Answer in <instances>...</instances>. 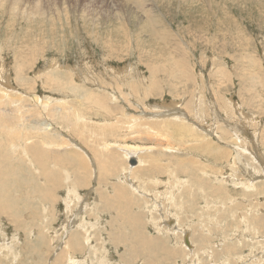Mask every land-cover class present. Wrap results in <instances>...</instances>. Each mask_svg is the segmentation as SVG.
Wrapping results in <instances>:
<instances>
[{
    "label": "rangeland",
    "instance_id": "374dc122",
    "mask_svg": "<svg viewBox=\"0 0 264 264\" xmlns=\"http://www.w3.org/2000/svg\"><path fill=\"white\" fill-rule=\"evenodd\" d=\"M11 1H14L19 7V11H18L17 15L13 14V12H12L13 8L11 7V5L9 3H6L5 6H0V68H2L3 72H4V73L1 72L2 69H0V74H1L0 75V77H1L0 78L1 79L0 90L2 88L3 89H8V88L13 89L14 88L13 90H10V91L8 89V92L15 93V95L18 99H21L20 95H22L23 99H29L28 100L29 105L25 106V108H27V110H28V107H29V108H31V111L26 112L23 109L22 115L25 116V118L26 117L27 118L23 119L21 116V118L19 119L20 114L16 110L15 104L11 105L10 107L7 106L6 109L8 110V113H10L6 117L7 122L10 121V123H12V121H13L14 127L17 130H20L21 134H23V135L26 134V132L27 133L30 132L29 134H33V132H31L32 131L31 128H29V127H32V125H36V123L40 124V123H38L40 118H39V120H37V122H35L36 118L31 114H32L33 110L36 112H38L37 110L41 111L43 118L49 117L54 121L55 127L57 126L58 129L61 127V129H59V130L63 134H62L60 143H58L56 145L59 150H63V149L66 150L67 147L68 148L73 147L72 143H75L78 146L81 145L80 147L83 149L84 152L89 151V152H85L88 156L87 157L88 158L87 163L89 162L88 164H90L89 165L90 174H87L86 176L92 180H94V177H95L96 181H98V182L91 180L90 185L85 186V187L84 186L79 187L80 183L75 182L78 180L75 179L76 177L73 174V172L75 171V166L73 164H71L69 161L64 160L62 158H60V159L58 158L59 160L57 159L56 161L50 158L52 160L51 161L52 163L48 159L47 161H49L50 164H52V165L54 163L57 164L58 169H60V177L61 178L64 177V178H62L63 186H60V187H56L57 179H52V180H48V181L46 179V181H45L46 184L48 185V187H50L56 193V195L58 197H61L60 200L57 202L58 204L54 208L56 212H54L53 217H52L51 213L54 210L51 211V209H49L51 202L47 201L46 204L48 205V208H47L48 210H46V212L44 214H42V216H41V214H39V211L37 212V210L34 209L35 207L31 210L30 209L27 210V208L25 207V204H23V203L21 204V207H20V209H22V210L20 211L19 216H18V218L20 217V219L17 218L18 222L17 221L14 222V220L7 215L0 216L1 217L0 218V229H2V230H0V232L2 231V233H0V238H1L0 239V242H1L0 243V246H1V248H0V261H1V264H16V263L17 264H21V263L22 264H35V263L36 264H48V263L51 264L53 261V258H54L53 255H55L57 252L64 251L65 247L67 250L65 249L66 252L65 251L64 252L68 258L69 257H76L78 260L83 259L82 260L83 263L90 261L92 264H99V263L100 264H106L105 262H103V259H105L107 264H112V263L113 264H116V263L119 264L120 262H121V264H141V263L142 264H149L148 261L153 262L152 264H233V263L234 264H244V263L248 264L251 262V261H249L250 259L253 260V258L255 259V258H258V257L264 255V252H262V251H264V249H262V248H264V244H263V242L261 243L262 240L264 241V238H263L264 237L263 236L264 235V229L258 228L254 225L252 226V224L250 225V220L252 219L253 215L254 216L260 215V213H255L256 211L264 213V207H263L264 206V198H263L264 196H262V195H264V192H263L264 191V182H263L264 181V168H263L264 167V130H263V128H264V0H153V1L152 0H125L128 3L125 2L124 0H116L119 2L120 5H122V7L126 8V10H128V12L131 13V17L126 16V14L123 12V15H119V14L117 15L115 13V16L116 15L118 16V17L114 18L115 20H107L103 15H101L102 17L100 16L98 18V20H94V21L89 20V18L82 15V10H81L82 6H83V4L86 3L84 1H88V0H43V2H46V3L51 2L55 6L54 7L52 5L53 6L52 7L51 5L47 4L48 10L46 11V8L44 7V3H43L42 6L44 7V10H45V13H44L45 16L40 14V12L41 11L43 12V10L38 5L35 6V10H36L35 14H37V15H34V14L32 15V13L31 14H24L23 6H24V3L27 2L28 0H11ZM146 1L148 2V4L152 3L153 5L155 4L154 7L156 6L155 8L153 7L154 10L156 9L155 11L157 13L156 17L154 18V21L150 20L148 18L147 13H146L145 9L143 8V2L146 3ZM32 2L27 3L25 7L28 8V7L34 6V4ZM100 3H102V2H100L99 0H95V4L97 5L96 7L98 9H99L98 5ZM131 3H133L132 6L130 5ZM29 4H30V6H29ZM127 4H128V6H127ZM261 8H263V9H261ZM139 12H141V14ZM259 14H260V16H259ZM139 16L142 18H140ZM158 16L160 17V19ZM172 31H173V33H172ZM163 35L166 37H164ZM61 40H62L63 44H61ZM107 40H108V42H107ZM111 41H112V43H111ZM34 52H35V54H34ZM15 59H17L18 61ZM171 60H173V61H171ZM1 63H2V66H1ZM21 63L23 64V66L20 67V65H22ZM47 63H49V64H47ZM159 63H161V64L159 66H157ZM84 65H86V66H84ZM171 65H173V67ZM181 65L183 66L184 69L182 68ZM3 66H4V68H3ZM63 66L65 68H63ZM160 66L162 69L159 68ZM17 67H18V69H16ZM80 67H81V69H80ZM109 67H110V69L108 70ZM69 68L70 69L72 68L73 70H76V71L73 72L72 70H70V72H69ZM102 68H104V70ZM4 69H6V70L4 71ZM47 69H49L50 71ZM91 69L95 70V71H93L94 73L91 71ZM66 70H67V72H66ZM85 70H86V72H85ZM98 70H99V72H97ZM77 71H78V73H75ZM89 71H91V72H89ZM178 71L182 72V73H179ZM80 72H81V75L82 74L84 75V72H85V74L87 73V75H84L85 79L83 76L81 77V75H79ZM95 72H97V74ZM102 72L105 74L104 77L102 76L103 75ZM114 72L117 73V75ZM118 72H120V76L123 75V79H121L122 76L121 77L118 76V74H119ZM2 73H3V75H2ZM22 73H23V75H22ZM55 73H58L59 76L58 75L55 76L56 75ZM68 73H70V74H68ZM122 73H124V74H122ZM183 73H184V75H183ZM48 74H50V76ZM51 74H52V76H51ZM63 74L64 75L66 74L67 76L65 77ZM92 74L95 77L96 76L97 77L95 78ZM143 74H144V76H143ZM20 75H22V76H20ZM40 75H42L41 76L42 78H39ZM44 75H45V77H44ZM147 75L149 77H147ZM168 75H169V78H168ZM174 75H176L178 78L175 77ZM130 76L134 77V79L131 78ZM63 77L65 78L66 81L63 80L64 79ZM140 77H142L143 80ZM185 77H187V78H185ZM6 78H7V80H6ZM72 78H73V81H72ZM86 78H87V81H86ZM103 78H105V79H103ZM125 78L129 79V81L131 83L128 82V80H126ZM152 78H153V80H151ZM22 79H23V81H22ZM79 79H81V80L79 81ZM168 79L170 81H168ZM177 79L179 81H177ZM110 80H111V82H110ZM133 80H134V82H132ZM56 81H58V82H56ZM106 81H107V83H106ZM117 81L118 82L120 81L119 82L120 85L123 84L122 87L119 86V83H117ZM145 81H146V83H145ZM166 81H168V82H166ZM8 82H9V84L11 83L10 85H12L14 87H12V86L10 87V85L8 86ZM178 82H181V84H180L181 86L178 85L179 84ZM69 83H71V84H69ZM98 83L99 84L101 83L102 85L101 84L99 85ZM80 84H82L83 87L90 89L91 91H96V92L102 91L101 93H103L105 91L108 92L107 95H103V96L100 95L101 100L105 102L104 104H102L104 106V108L102 107L101 104L98 105L99 106L98 107V106H95L96 105L95 103L94 104L92 103V105H91V104H88L86 102H84L85 106L83 107V103L78 102V103H80L81 107L75 111L76 113L74 114V116L72 115L73 118H72V116H69L66 114L64 115V113H60L59 115H57L56 116L57 118H55L53 116H52L53 117L52 118L50 115H46V113H48L49 109L42 111L40 102L42 100L45 101L46 98H50L53 100H55V98H56V100H61L64 98L65 99H71V100H77L76 98H79V96L82 92L78 87L76 88V85H80ZM96 84L99 86H97ZM150 84H151V87H149ZM152 84L154 87L152 86ZM6 85L8 88L6 87ZM104 85H106L107 88H106V86L104 87ZM124 85H126V86L124 87ZM115 86H116V88H115ZM144 87L145 88L147 87L146 90ZM148 87H149V90H148ZM183 87H185V90ZM71 88H72V90H71ZM92 88H93V90H92ZM174 88H175V90H174ZM120 90L121 91L123 90L122 91L123 94L120 93L121 92ZM177 90H178V92L181 91V94L179 92V95H178ZM217 90H218V92H217ZM5 91L7 92V90H5ZM255 91H256V93H255ZM144 92H146V93H144ZM190 92H191V94H190ZM198 92L200 94H198ZM201 93H203V95ZM254 93H255V95H254ZM24 94H26V95H24ZM129 94H130V96H129ZM144 95L145 96L149 95V96H146L147 97L146 98ZM35 96H38V98L37 97L35 98ZM58 97H59V99H57ZM102 97H103V99H102ZM206 99H207V101H206ZM33 100L35 101V103L32 102ZM140 100H141V102H140ZM188 101L191 103H189ZM107 102H108V104H107ZM111 102H112V104H111ZM139 103H141V104H139ZM86 104L91 105L92 107L87 106ZM147 104H149L151 106H149ZM203 104H204V108H203ZM108 105H110V108L112 107L113 112H111L110 110L106 111L107 109H105V106L109 107ZM125 105H126V107H125ZM139 105H140V107H139ZM160 105L168 106L169 110L176 111L177 113L171 112L172 118H169L171 116L170 113L164 117L161 116V118L160 117H154V120H153V118H149L152 115H155V114L159 115L163 112V110L161 109V107L163 108V106L159 107ZM93 106L96 110L93 108ZM120 106L123 108H120ZM144 106H145V108H144ZM135 107H137V108H135ZM170 107H172V108H170ZM194 107H196V109ZM8 108H10V109H8ZM101 108L104 111H101L100 110ZM114 108H116V109H114ZM140 108L142 110H140ZM124 109H126V110H124ZM163 109H165V108H163ZM80 110H81V112L83 111V113H81ZM127 110H128V112H127ZM240 110H242V111H240ZM16 112H18V113H16ZM77 112H79V113H77ZM158 112H159V114H157ZM187 112H189V113H187ZM41 113H38V114H41ZM107 113H108V115H107ZM147 113H148V115H147ZM17 114H19V115H17ZM77 114H79V115H77ZM83 114L84 115L86 114V117H87L86 119H89V120L91 119L94 121L95 120L96 121H98V120L99 121H114L115 118H119V120H117V122L119 121L118 123L124 124V125L123 124L122 125L125 128H123L119 133H116L117 131L115 133L114 132L110 133L111 137L109 134L106 135L107 136L106 141H105V144L104 143L103 144L106 145L107 147H109L108 144H111V143H115L117 145H119V144L124 145L127 143L129 145H134V146H137V145L138 146H155L158 143L161 145V147H160V145H158L160 148L168 149L167 151H164L165 154L166 153L169 154L168 151L171 149V152L175 154L174 157L177 158V161L178 160L184 161L180 158V156L182 154L190 155V153L193 152V150H196V151H194L195 155L192 153L194 156L198 157V159H202L203 162H205V160H206L205 163L207 165H209V166L212 165L215 167L211 170L213 172L210 171L211 173L209 172V174H207V173L203 174L204 176L202 178H200V179L205 178V180L207 179L206 181L204 179L203 180L199 179V181H197V180L195 181L193 176L192 177L189 176L190 174L188 172H179L182 169H177L173 165H169V166L171 167V169L175 170L176 175L180 174L179 175L180 177L179 176L173 177L175 179H173V178L169 179V176H168L170 173L172 174V175L170 174V176L175 175L174 171H169L167 173H156V174L155 173H149L148 175H146V177H144L143 174L139 173L138 176L140 177V180H139L140 182L138 181L139 186L137 188L139 190L143 188L142 191L141 190L138 191L140 193V198H142L144 196L148 197V195H150V196L147 198L148 202L146 201V204L144 202L132 203L133 204V205L131 204L132 212H130V214L128 212H129V209L131 208V206L128 203H126L125 205L122 206L123 210L119 209L118 216H117L116 215L117 208H114L112 206V208L110 210V206L107 207V209L99 207V206L105 205L104 203H106V201H108L107 198H105L106 200H104V198H101L100 195H98V196L96 195V203H98L99 206L98 205L95 206L94 205L95 201L93 198L95 196V193L93 192V193H91V198L89 200L91 207L97 208V210L101 214V217H100L101 225L105 224V223H108V224L111 223L112 224L113 221H117V222L119 221L120 222V221H123V219L127 220L126 216L128 218L129 217L132 218L131 216H134V215H135V221L137 220V224L139 223L138 225H140V223H141V225H143L142 219L145 218L144 221L146 223V219H147L148 214H149V212H148V209H149V211H151V213H152L151 215L153 216V218H151V219L155 220V222L157 223V226H156V223H154V224L146 223L147 229L145 230V232H147V233H145V235L153 233L152 235L160 237V239L157 238L156 241H160V240L165 241L166 240V242H168V245H170V246L174 245V246H178L181 248L184 247L185 249H188V251L190 250L189 251L190 253L188 252L190 255L187 256L185 249H183L182 252L176 253V255H174L170 258H168L167 254H165L168 249L165 250V253L162 251H153V252H147L146 251L144 254L139 255V256H141V258H140L141 261L138 263H135L131 259L129 260V258H128L129 255H128V253L125 252L126 257L124 255V260H125V263H124L123 262L124 260H121L123 258L120 259L122 249H124L121 246L122 243L119 245V243L121 242V238H122V237L120 238V236H122V235H120V234L118 235L119 230L114 229V228H120V230L124 229L123 227H120L121 225H119L122 222H120V223L118 222L119 224L117 222H115L116 224L115 223L112 225L110 224L109 226L111 228L108 229L109 233L107 232L108 231L107 229H105V230L103 229V231H101L100 234H96L98 236H95V232H92L91 233V236H92L91 237V243L89 246L85 245L83 242H81L82 244L80 243L78 246H76V248L71 247L67 244L69 234H71V232L69 230H70V226L72 223H74L75 221L79 222L80 220H82V221L84 220L87 222L90 221V222H92L91 224L95 223L94 222L95 221V218H94L95 213L94 214L88 213V212H86L85 209L83 211L85 213H81L78 217L79 211L82 208V198H83L82 195L85 196V194L90 192V190L91 191L94 190L95 188H93V187H96V185L98 187L100 185V186H105L107 188H108V185L111 187L115 186V183H112V181L109 179H107L108 180L107 182L100 181V180H104L105 177H100L99 176L100 174L98 175V173H100V172L97 168L98 162H97L96 157L94 155L95 152L93 151V147L90 144L88 145L84 142L85 136H91V135L87 132L85 133V131H83L80 127L78 128V126H79L78 122H76L77 125L74 123L75 124V126H74V124L71 125L70 123L64 122L63 120H61L62 119L61 116L62 117L63 116L68 117L69 116L73 119V122H75L77 120V118L79 120V117H81V116L83 117L84 116ZM125 114L127 116H125ZM178 114L181 115L182 117L179 116ZM120 115L123 118H121ZM232 115H234V116H232ZM245 115H248V116H245ZM96 116H98V117L96 118ZM129 116H131V118ZM141 116H143V117H141ZM11 117H13V118H11ZM15 117H16V119H15ZM137 117L139 119H137ZM166 117L169 119H167ZM6 118H4L5 122H6ZM98 118H100V119H98ZM108 118H111V119H108ZM143 118H144V120H143ZM162 118H163V120H162ZM176 118H178V119L176 120ZM254 118H256V119H254ZM8 119H9V121H8ZM212 119H213V121H212ZM146 120H147V123L145 122ZM160 120H162V121L165 120V122L163 124H160V123H162V121H160ZM173 120H174V122H173ZM29 121H30V123H29ZM156 121H157V124H155ZM169 121L174 123V124L176 123L175 125H176V127H178L180 129V131L175 133V135L174 134L170 135V132H168V130H166V133H167L166 136H165V134H161L162 137L170 138V140H168V141L159 143V142H157V139L155 140L154 138L144 137V135H143V137L139 136L140 138L138 136L126 137V136L130 135L129 134L130 132L128 131L129 130L128 127H131V125L134 126L135 129H138L136 127L137 125H147V124L153 122V124L158 126V125H165V123H168ZM18 122H19V124H18ZM23 122H25L26 124ZM114 122H116V121H114ZM138 122L141 124H139ZM223 122H224V124H223ZM127 123L128 124L130 123V124L128 125ZM178 124L180 125V127ZM186 124H188V125L190 124L191 127L188 128L186 126ZM18 125H20V126H18ZM22 125H23V127H22ZM17 126L19 128H17ZM229 126H231V127H229ZM20 128H22V131ZM157 128H159L161 130V126H159ZM217 128H219V129H217ZM224 128H226V129H224ZM78 130H79V132L80 131L84 132L82 136L80 135ZM139 130L143 131L144 129L142 130V128H139ZM125 131H127V132H125ZM219 131H223V132L221 133ZM243 131H245V132H243ZM225 133H226V135H225ZM2 134L6 135L7 133L2 132ZM5 135H0V136H5ZM63 136L64 137L66 136V137L64 138ZM92 136H94V135H92ZM116 136L118 138H116ZM176 136L178 139L176 138ZM12 137L16 138L15 136H12ZM173 137H174V140H173ZM237 137H238V139H237ZM13 138H12V140H13ZM97 138H94V140H96ZM144 138L146 140H144ZM200 138L201 139L206 138L207 141L213 142L212 144H210V142H209L210 148H209V150L206 149L208 152H206V150L204 152L203 151L201 152V150L200 149L198 150V148L196 147L200 143V140H201ZM80 139L83 141H81ZM74 140H76V141H74ZM149 140H150V143H149ZM153 140H155V141H153ZM176 140L178 142H176ZM97 142H101V140L99 139ZM188 142L190 143V145ZM214 142L215 143L218 142L217 144H219L222 147L234 148V151L235 152L237 151L236 152L237 155L240 154L241 157H236L235 152H231L230 154H227V153L224 154L222 151L219 150V152L223 153V154H219L217 156H220L222 158L220 160L214 162L213 157H215V155L212 154V152H211L212 149L215 152H217V148H215V146L213 145ZM16 143H20V142L16 141ZM21 143H24V145H27V142H21ZM66 143H68V144H66ZM80 143H82V144H80ZM173 143H175V144H173ZM176 143H178V145L179 144L180 145L178 146V145H176ZM83 144H85V145H83ZM42 145H43V143H40L41 147H42ZM86 145H88V146H86ZM171 145H173L174 147ZM184 145H185V147H184ZM233 145H235V146H233ZM191 146L193 148L195 147L197 149H195V148L193 149V148H191ZM3 147L6 149L7 145L5 144ZM87 148H89L90 150H87ZM172 150H175V151H172ZM184 150H187V152H189V153H186V151H184ZM92 151H93V154L91 153ZM176 151H178V154ZM209 151L211 153H209ZM205 152L208 154H206ZM92 155H94V156L92 157ZM178 155H179V157H178ZM211 155H212V157H211ZM226 155H228L229 157ZM232 158H234V159H232ZM61 160H64L65 162L61 161ZM57 161H59V162L57 163ZM163 161H167V159L166 160L163 159ZM66 162H68V163L66 164ZM234 162H235V164H234ZM246 162H247V164H246ZM37 163L39 164V166L42 165L41 160L38 161ZM216 163H217V165H216ZM230 164H232V165H230ZM196 165L200 166L199 163H197ZM218 166H221V168ZM227 166L229 168H227ZM250 166H251L252 170H251ZM236 167L238 168V170ZM258 167L260 168V170L262 172L259 170ZM222 168H223V170H222ZM239 168H241L240 171H239ZM247 168H249L250 170H248ZM67 169L69 170V172ZM94 169H96L97 172ZM192 169H194V166H192ZM215 169L218 172L215 171ZM224 169H225V171H224ZM246 171H248V173ZM172 172H174V174ZM228 173H229V175H227ZM24 174H26V173L24 172ZM62 174H64V175H62ZM91 174H92V176H91ZM210 174H212V175L215 174V175L211 176ZM231 174H233V175H231ZM68 175H69V177H68ZM209 175H210V177H209ZM237 175H239L240 178ZM233 176H235L236 178ZM241 176L243 178H241ZM252 177H255L256 181ZM260 177H263V179ZM65 178H66V180H65ZM154 178H156V179L159 178L158 179L159 184L155 183V182H157V180L155 181ZM166 178H168L167 179L168 181L166 180ZM176 178H177V180H176ZM67 179H68V181H67ZM172 179L174 182H177V183L174 184ZM34 180H35V182H38V178L33 177L32 182H34ZM149 180H150V182L147 183ZM170 180H171V182H170ZM208 180H210L211 182ZM232 180H233V182H232ZM252 180H253V182H252ZM257 180H262V181L258 182ZM151 181H153V182H151ZM164 181L168 182L166 184H168L170 187L167 185V187H168L167 188ZM200 181L201 182L204 181V182L201 183ZM237 181L239 183H237ZM243 181L244 182L246 181V183H242ZM234 182L237 185H240V184L241 185L237 186ZM72 183H73V185L75 183V185L74 186L72 185V187H71ZM142 183H144V185H142ZM170 183H172V184H170ZM179 183H181V184H179ZM185 183H187V185L184 187L183 184H185ZM204 183L208 184V187L205 188V191L203 188ZM232 183H234L236 186ZM76 184H78V185H76ZM121 184L125 187V189H124V191H123V189H120V190L122 193H125L127 191V189H126L127 185L125 186L123 183H121ZM157 184H158V186H157ZM163 184H165V186ZM226 184H227V186H226ZM242 184H244V185H242ZM154 185L157 187L156 188L153 187ZM214 185H215V188L217 187L216 191H213ZM253 185H255L254 187L256 190L254 189ZM25 186L23 185L24 189L28 187V185L26 187ZM151 186L153 187V191L150 189ZM162 186L164 188H162ZM181 186H182V188H181ZM187 186H188V188H187L188 190H186ZM199 186H202L201 190H200ZM219 186L225 187V188H222L223 189L222 190ZM128 187L131 189L130 185ZM193 187H196V188H193ZM210 187H212V188H210ZM219 188H220V190H219ZM258 188H260L259 190H261V191H259ZM154 189H156L155 190L156 196H154ZM194 189H195V192L193 191ZM169 190H171V191L169 192ZM233 190H234V192H233ZM236 190L238 192H236ZM146 191L151 192V194L149 192L147 193ZM161 191H164L165 193H166V191H168L170 193L169 194L167 192L168 196L174 194V197L170 196L168 198L167 193L163 194L164 192L161 193ZM175 191L176 192L178 191V192L175 193ZM186 191L188 192V194H186L187 193ZM190 191L193 193L190 194ZM211 191L213 192V194L210 193ZM217 191H219V192H217ZM228 191L232 195H229ZM133 192H135V190H133ZM133 192L131 189V192L129 191L128 193H133ZM184 192H185V194H183ZM203 192L207 195V197ZM220 192H221V194H220ZM142 193H144V194L142 195ZM146 193H147V195H146ZM157 193L161 194L160 195L161 198L159 197V194H157ZM233 193L236 195H233ZM178 194H180V195H178ZM225 194H227V195H225ZM36 195L40 196L38 192L34 193L33 195L31 194L32 199L38 198V196H36ZM152 195H153V197H152ZM188 195H189V197H188ZM217 195H219V196L217 197ZM222 195L224 197H227V199L224 198ZM34 196H35V198H34ZM69 196H70V201L73 198L72 199L73 202L72 201L69 202V200H68V203L66 205L64 199L65 198L68 199ZM78 196H79V198L80 197L81 198L79 199ZM193 196L196 198H194ZM213 196H215V197H213ZM251 196H253V197H251ZM97 197H99V198H97ZM155 197H157L156 200L158 199L159 202L162 204V206L160 203H158V200L155 201ZM164 198H167V199H164ZM170 198L172 199L173 202L170 201ZM208 198L210 201L208 200ZM244 198L250 199V200L245 201ZM262 198H263V200H262ZM97 199H99V200H97ZM185 199L186 200L189 199V202H188V200L186 201ZM215 199H216V201H215ZM221 199H222L223 203L221 202ZM165 200L166 201L168 200L167 201L168 204ZM223 200H225V201H223ZM227 200L229 202H231V201L232 202L228 204ZM92 201H94V202H92ZM174 201H175V203H174ZM185 201H186V203H185ZM201 201H203V202H201ZM205 201L208 204H205ZM217 201L221 202V205H219V202H217ZM102 202H104V203H102ZM170 202H172V203H170ZM176 202H178V203H176ZM180 202L181 203L184 202L183 203L184 205H180L181 204ZM212 202H213V204H215L216 207H214ZM224 202L225 203L227 202V203L225 204ZM156 203H158V204H156ZM188 203H190L189 205H191L192 207L189 205L187 206L186 204H188ZM236 203L238 204V207H237ZM252 203H253V205H252ZM258 203H259V205H258ZM68 204H69V206H68ZM137 204H138V207H137ZM173 204H175V205H173ZM178 204L180 205V207L176 208V206H178ZM199 204L202 206H200ZM210 204H211V206H210ZM63 205H65V210H66L65 213H64ZM90 205L88 204L87 208H89ZM126 205H127V209H126ZM155 205H157L159 208L157 206L154 207ZM224 205L226 208L224 207ZM168 206H169V208L167 210ZM184 206H186L185 209L183 208ZM258 206H259V208H258ZM196 207H198V208H196ZM202 207H204V210L202 209ZM207 207H208V210H207ZM210 207H212V208L214 207L213 210ZM24 208L26 210H24ZM181 208H183V210H186V211L189 210V211H187V212L183 211ZM138 209H140V210L138 211ZM178 209H181L182 211L181 210L178 211ZM195 209H196V211H195ZM210 209H211V211H210ZM242 209L243 210L245 209V211H244L245 214L242 212L243 211ZM29 210L31 213L28 212ZM126 210H128V211H126ZM165 210H166V212H165ZM169 210H171V212ZM173 210H175V212ZM218 210H219V212H218ZM235 210H237V211H235ZM142 211L145 213H143ZM168 211L171 214L173 213L172 215L177 216V219L173 218L175 216H173L171 218L172 215L170 213H167ZM191 211H193V212L195 211L196 213L195 212L191 213ZM232 211H233V214H231ZM238 211H240V212H238ZM48 212H49V214H48ZM120 212H122V213H120ZM140 212H142L143 214H141ZM182 212H185L186 214H183ZM201 212H203V215L200 214ZM221 212L223 213V215ZM229 212H231V213H229ZM124 213H127L126 216H124L125 215ZM138 213L140 214V216ZM156 213H158L159 216ZM176 213L178 215H176ZM187 213H190L188 215H190L192 217L194 216V217L193 218L189 217L187 215ZM235 213L236 214L238 213V215H240V216L236 215ZM108 214L111 216L109 217ZM137 214H138V216H137ZM162 214H163L164 220L161 218ZM191 214H193V215H191ZM249 214H250V216H249ZM22 215H23V217H21ZM112 215L117 216L115 220H113L114 218H111ZM154 215H156L157 217L156 216L154 217ZM205 215L206 216L208 215L207 218ZM234 215H235V217H234ZM241 215H242V218L244 217L245 219L243 218V220H242V218H240ZM198 216H201V217H198ZM213 216H217V217L215 218ZM247 216L249 218H247ZM43 217H44V219H43ZM51 217H52V219H51ZM74 217H75V219H74ZM183 217L186 220H184ZM209 217H210V219H209ZM219 217H221V218H219ZM237 217H239L240 221L241 220L242 221L239 222V220H238L239 218H237ZM23 218L24 219L26 218V219L24 220ZM40 218H42L41 219L42 221L39 220ZM159 218L163 222H161ZM178 218H180V220L183 219V221H179ZM195 218H198V219H195ZM45 219L47 220L48 223L46 222ZM72 219H74V220H72ZM157 219H159V220H157ZM214 219H215V221H214ZM216 219L218 220V222L219 221L220 222L218 223ZM232 219H234V221ZM48 220H50V221H48ZM106 220H108V221L110 220V221L108 222ZM189 220H190V222H189L190 224L187 225ZM82 221H80V222H82ZM169 221H172L173 224L175 223L174 224L175 226L171 225L174 228H172L171 226L169 227L168 226L169 224L167 225V223ZM176 221L179 223H176ZM184 221L186 224L184 223ZM192 221H195L196 223L193 222L194 225H191ZM206 221L207 222L211 221L210 223H212V224H210V223L206 224ZM223 221L225 222L224 224H223ZM230 221H232V222H230ZM159 222H161V223H159ZM197 222H199V223H197ZM201 222L205 223V224H202ZM36 223L46 225L47 233L50 232L48 235L49 236V244H47L46 241H44L42 243L40 242V241H42V240H39L40 225L38 226ZM163 223L166 224V226H165L166 228L164 227L162 229L160 227V225L163 226L164 225ZM239 223L241 226L239 225ZM19 224H20V229L18 228ZM108 224H106V226H108ZM21 225H22V227H21ZM113 225H115V226H113ZM138 225H136V226H138ZM177 225H179V226H177ZM195 225H196V227H195L196 229L194 228ZM24 226H26L28 228H26V230H25ZM35 226H37V227H35ZM239 226L242 227L243 231L241 230V228H239ZM245 226L247 227V229L245 228ZM250 226H252L251 227L252 231L250 230ZM5 227H6V229H5ZM33 227H35V228H33ZM158 227H159V229H158ZM192 227L194 229H192ZM200 227H205V228L202 229ZM234 227L237 229H240V230H238L239 232ZM23 228H24V230H23ZM65 229L66 230L68 229V230L66 231ZM248 229H249V231H248ZM127 230L130 231L129 229H127ZM199 230L201 233L199 232ZM203 230H204V232H203ZM23 231H24V233H22ZM170 231H172L171 234H170ZM188 231H190V232H188ZM195 231H197L198 233ZM27 232H28V234H27ZM113 232H114V234H113L114 236L111 235ZM168 233L170 236L168 235ZM108 234H109V236H108ZM184 234L186 236L190 234L189 236L192 239L194 237L197 239H195V238L193 240L191 239L193 244L188 246L185 242L186 236H184ZM201 234L204 235L205 237L206 236L207 237L202 238ZM249 234L250 235L254 234V235H251V238H249L250 237ZM15 235L18 236V238L20 240H18L17 238L15 239ZM193 235H195V236H193ZM239 235H240V237L241 236L242 237L240 238ZM66 236H68V237L66 238ZM123 236H128V237H126V239H124L122 242L126 243V244L130 243L129 246H131V243H133L135 239L133 240V238L130 237V235L123 234ZM183 236H184V238H183L184 242L182 241V238H181ZM245 236H247V239L249 241L246 240ZM256 236H257V239H261V240H258V242L260 241L259 242L260 246L259 245L255 246V243L258 244V242H255ZM50 237H51V239H50ZM62 237L66 238V240L63 239ZM99 237L100 238L102 237V238L100 239ZM114 237H116V240ZM167 237H169V238L167 239ZM6 238L8 239V241ZM9 238H11V239H9ZM128 238L129 239L131 238V239L127 240ZM252 238H253V240H252ZM28 239H29V242H28ZM99 239H100V242H98ZM204 239H206V240H204ZM237 239H239V240H237ZM58 240H59V242L57 243ZM176 240L178 241V243ZM179 240H180V243H179ZM196 240H198V241H196ZM240 240H241V242H239ZM5 241H6V243H5ZM181 241L183 243H181ZM252 241H254V243ZM112 242H114V243H112ZM237 242H238L239 248L237 247L238 246ZM9 243H11V245H9ZM28 243H30V244H28ZM34 243L36 245H34ZM176 243L178 245H176ZM195 243L196 244L198 243V244L196 245ZM247 243H248V246L250 247V249L246 245ZM7 244L10 247L7 248V246H8ZM13 244H15V245H13ZM25 244L27 247H25ZM93 244H96V245L94 246ZM215 244L216 245L219 244V245L216 246ZM99 245L100 246L102 245L103 249H102V246L100 247ZM98 246L100 247L101 250H98L99 249ZM105 246H106V248H105ZM200 246H202L203 248L201 249ZM214 246H215V248H214ZM245 246H247V247L245 248ZM254 246H255V248H252ZM90 247L93 249L90 250ZM95 247H97V248H95ZM153 247H154V249L157 248L156 246H153ZM225 247H226V251H224ZM232 247H233V249H232ZM9 248L11 249V251L9 250ZM80 248H81V250H80ZM160 248L161 247H159L158 249H160ZM229 248H231V249H229ZM54 249L56 251H54ZM94 249H97V250H95L97 253H95ZM192 249H195L194 252L197 251L198 253L196 252L197 254L195 253V255H194V252L193 253L191 252ZM207 249L210 251H208ZM243 249H245V250H243ZM29 250H31V251H29ZM200 250L202 253L200 252ZM213 250L215 252H218V253L212 252ZM230 250H231V253H230ZM252 250H253V252H251ZM90 251H92V252L90 253ZM104 251H105V253L106 252L107 253L105 254ZM168 251H170V250H168ZM220 251H222V252H220ZM242 251H244L243 254H242ZM254 251H255V253H257V256H256V254H254ZM257 251H259V253ZM31 252L33 253V255ZM68 252H69V254H68ZM170 252H173V251H170ZM207 252H210L211 254L207 253ZM224 252H226V253H224ZM47 253H49V254H47ZM102 253H103V255H102ZM214 253L216 254L217 257L219 255L218 259H216V260H215L216 256ZM245 253H249V254H245ZM95 254H97V255L95 256ZM177 254L179 255V257ZM180 254H181V256H180ZM240 254H242L243 256H241ZM48 256L50 258H52V260L50 258H48ZM185 256H186V260L184 259ZM207 256L209 259H207ZM210 256L212 257V259L210 258ZM240 256H241V259H240ZM247 256L250 259H248ZM40 257H43V259L44 260L46 259V260L45 261L43 260L42 261L43 263H42L41 262L42 258H40ZM99 257H101L102 260ZM107 257L110 259V262H109ZM235 257H237V258L234 259ZM238 257L240 260L238 259ZM68 258L64 259L66 264H69ZM96 259H98L99 261ZM156 259H157V261H156ZM163 259H164V261H163ZM167 259H169V260H167ZM94 261H97V263ZM246 261H248V262H246ZM91 263H89V264H91Z\"/></svg>",
    "mask_w": 264,
    "mask_h": 264
},
{
    "label": "bare ground",
    "instance_id": "6f19581e",
    "mask_svg": "<svg viewBox=\"0 0 264 264\" xmlns=\"http://www.w3.org/2000/svg\"><path fill=\"white\" fill-rule=\"evenodd\" d=\"M32 2L33 4H34V6H31V7H28V8H26L25 6H26V4L27 3H29V2ZM27 2H25L24 3V6H23V12H24V14H31L32 13V15L34 14V15H37V14H35V6L36 5H38V6H40L41 8H42V10H43V12L41 11L40 12V14L41 15H44V13H45V10H44V7L46 8V11L48 10V5L47 4H49V5H53L51 2H48V3H46V2H43V0H28ZM100 2H102V3H100L99 5H98V7H99V9L96 7L97 5L95 4V0H88V1H84V2H86L85 4H83V6H82V15H84L85 17H87V18H89V20H92V21H94V20H98V18L101 16V15H103L107 20H115L114 18L115 17H118L117 15L119 14V15H123V12L126 14V16H128V17H131V13H129L128 12V10H126V8H124V7H122V5H120L119 4V2L118 1H116V0H99ZM125 1V0H124ZM123 1V2H124ZM153 1V0H152ZM125 2H127V1H125ZM163 2V1H162ZM161 2V3H162ZM172 2V1H171ZM262 2V1H261ZM6 3H9L10 5H11V7L13 8V10H12V12H13V14L14 15H17V13H18V11H19V7H18V5L14 2V1H11V0H0V6H5L6 5ZM43 3H44V7L42 6L43 5ZM82 3V2H81ZM128 3V2H127ZM135 3V2H134ZM160 3V4H161ZM31 4V3H30ZM30 4H29V6H30ZM126 4V3H125ZM124 4V5H125ZM132 4L133 3H131L130 5L132 6ZM32 5V4H31ZM67 5V4H66ZM69 5V4H68ZM139 5V4H138ZM149 5V6H148ZM155 5V4H154ZM154 5L152 4V3H149L148 4V2L146 1V3L145 2H143V8L145 9V11H146V13H147V16H148V18L150 19V20H153L154 21V18L156 17V9L154 10V8L156 7H154ZM157 5V4H156ZM54 6V5H53ZM52 6V7H53ZM127 6H128V4H127ZM130 6V7H131ZM160 6V5H159ZM55 7V6H54ZM73 7V6H72ZM141 7V6H140ZM154 7V8H153ZM165 7V6H164ZM179 7V6H178ZM129 8V7H128ZM132 8V7H131ZM139 9V8H138ZM261 9H263V8H261ZM141 11V10H140ZM158 11V10H157ZM143 12V11H142ZM260 12V11H259ZM115 13L117 14L116 16H115ZM140 14H141V12H139ZM261 14V13H260ZM260 14H259V16H260ZM139 15V14H138ZM161 15V14H160ZM45 16V15H44ZM145 16V15H144ZM102 17V16H101ZM140 17V16H139ZM159 17V16H158ZM140 18H142V17H140ZM147 18V19H148ZM119 19V18H118ZM117 19V20H118ZM130 19V18H129ZM146 19V18H145ZM159 19H160V17H159ZM261 19V18H260ZM166 20V19H165ZM156 23V22H155ZM165 26V25H164ZM167 26V25H166ZM155 29V28H154ZM167 29V28H166ZM160 30V29H159ZM168 30V29H167ZM174 30V29H173ZM166 31V30H165ZM169 31V30H168ZM178 31V30H177ZM176 31V32H177ZM170 32V31H169ZM172 33H173V31H172ZM178 33V32H177ZM183 34V33H182ZM107 35V34H106ZM105 35V36H106ZM196 35V34H195ZM108 36V35H107ZM164 36V35H163ZM174 36V35H173ZM164 37H166V36H164ZM163 37V38H164ZM64 38V37H63ZM159 38V37H158ZM107 42H108V40H107ZM60 43V42H59ZM111 43H112V41H111ZM61 44H63L62 43V40H61ZM58 46V45H57ZM183 46V45H182ZM32 54V53H31ZM34 54H35V52H34ZM33 55V54H32ZM28 57V56H27ZM34 57V56H33ZM173 57V56H172ZM164 58V57H163ZM28 59V58H27ZM15 60H17V59H15ZM46 60V59H45ZM55 60V59H54ZM53 60V61H54ZM18 61V60H17ZM47 61V60H46ZM56 61V60H55ZM54 61V62H55ZM171 61H173V60H171ZM21 62V61H20ZM51 62V61H50ZM161 62V61H160ZM163 62V61H162ZM182 62V61H181ZM148 63V62H147ZM174 63V62H173ZM184 63V62H183ZM19 64V63H18ZM22 64V63H21ZM25 64V63H24ZM47 64H49V63H47ZM161 63H159L157 66H159ZM185 64V63H184ZM61 65V64H60ZM154 65V64H153ZM1 66H2V63H1ZM21 66H23V64L22 65H20V67ZM84 66H86V65H84ZM106 66V65H105ZM155 66V65H154ZM172 67H173V65H171ZM179 66V65H178ZM182 66V65H181ZM68 67V66H67ZM77 67V66H76ZM89 67V66H88ZM87 67V68H88ZM151 67V66H150ZM164 67V66H163ZM166 67V66H165ZM177 67V66H176ZM3 68H4V66H3ZM40 68V67H39ZM63 68H65L64 66H63ZM62 68V69H63ZM79 68V67H78ZM92 68V67H91ZM105 68V67H104ZM104 68H102L103 70H104ZM159 68H161V66L159 67ZM158 68V69H159ZM167 68V67H166ZM178 68V67H177ZM182 68H183V66H182ZM0 69H2V68H0ZM16 69H18V67L16 68ZM41 69V68H40ZM43 69V68H42ZM58 69V68H57ZM61 69V68H60ZM68 69V68H67ZM80 69H81V67H80ZM107 69V68H106ZM110 69V67L108 68V70ZM162 69V68H161ZM184 69V68H183ZM186 69V68H185ZM189 69V68H188ZM6 69H4V71H5ZM47 70H49V69H47ZM70 70H72L73 72L74 71H76V70H73L72 68L70 69L69 68V72H70ZM79 70V69H78ZM89 70V69H88ZM101 70V69H100ZM157 70V69H156ZM177 70V69H176ZM182 70V69H181ZM8 71V70H7ZM16 71V70H15ZM18 71V70H17ZM28 71V70H27ZM50 71V70H49ZM59 71V70H58ZM62 71V70H61ZM80 71V70H79ZM82 71V70H81ZM84 71V70H83ZM91 71L93 72V71H95V70H92L91 69ZM91 71H89V72H91ZM102 71V70H101ZM187 71V70H186ZM1 72H3V69H2V71ZM22 72V71H21ZM57 72V71H56ZM66 72H67V70H66ZM65 72V73H66ZM85 72H86V70H85ZM85 72H84V75H87V73L85 74ZM97 72H99V70L97 71ZM97 72H95L96 74H97ZM104 72V71H103ZM102 72V73H103ZM112 72V71H111ZM125 72V71H124ZM171 72V71H170ZM179 72V71H178ZM195 72V71H194ZM4 73V72H3ZM3 73H2V75H3ZM25 73V72H24ZM43 73V72H42ZM48 73V72H47ZM53 73V72H52ZM75 73H78V71L77 72H75ZM74 73V74H75ZM94 73V72H93ZM101 73V72H100ZM115 73V72H114ZM113 73V74H114ZM119 74H118V76L119 77H121V79H123V75H121L120 76V72H118ZM144 73V72H143ZM176 73V72H175ZM179 73H182V72H179ZM188 73V72H187ZM19 74V73H18ZM26 74V73H25ZM24 74V75H25ZM54 74V73H53ZM56 75L55 76H57L58 75V73H55ZM68 74H70V73H68ZM73 74V73H72ZM112 74V75H113ZM116 75H117V73H115ZM122 74H124V73H122ZM133 74V73H132ZM138 74V73H137ZM169 74V73H168ZM172 74V73H171ZM178 74V73H177ZM1 75V74H0ZM6 75V74H5ZM9 75V74H8ZM22 75H23V73H22ZM22 75H20V76H22ZM43 75V74H42ZM42 75H40V77L39 78H42L41 76ZM49 76H50V74H48ZM64 75V74H63ZM79 75H81V72H80V74ZM84 75L82 74L81 75V77L83 76L84 77ZM93 75V74H92ZM104 73H103V77H104ZM129 75V74H128ZM136 75V74H135ZM161 75V74H160ZM170 75V74H169ZM169 75H168V78H169ZM183 75H184V73H183ZM186 75V74H185ZM217 75V74H216ZM37 76V75H36ZM51 76H52V74H51ZM59 76V75H58ZM65 77L67 76L66 74L64 75ZM74 76V75H73ZM89 76V75H88ZM94 76V75H93ZM101 76V77H102ZM108 76V75H107ZM106 76V77H107ZM126 76V75H125ZM133 76V75H132ZM132 76H130L131 78H133L134 79V77H132ZM143 76H144V74H143ZM173 76V75H172ZM175 77H177L176 75H174ZM187 76V75H186ZM194 76V75H193ZM44 77H45V75H44ZM95 77V76H94ZM97 77V76H96ZM95 77V78H96ZM100 77V76H99ZM128 77V76H127ZM137 77V76H136ZM147 77H149L148 75H147ZM1 78V77H0ZM4 78V77H3ZM2 78V79H3ZM11 78V77H10ZM9 78V79H10ZM47 78V77H46ZM49 78V77H48ZM64 78V77H63ZM70 78V77H69ZM68 78V79H69ZM92 78V77H91ZM138 78V77H137ZM136 78V79H137ZM140 78H142V77H140ZM139 78V79H140ZM154 78V77H153ZM153 78L151 79V80H153ZM178 78V77H177ZM185 78H187V77H185ZM52 79V78H51ZM67 79V78H66ZM82 79V78H81ZM81 79H79V81L81 80ZM84 79H85V77H84ZM94 79V78H93ZM103 79H105V78H103ZM118 79V78H117ZM126 80H128V82H130L129 81V79H127V78H125ZM150 79V78H149ZM157 79V78H156ZM165 79V78H164ZM6 80H7V78H6ZM25 80V79H24ZM44 80V79H43ZM63 80H65V78L63 79ZM75 80V79H74ZM89 80V79H88ZM99 80V79H98ZM97 80V81H98ZM112 80V79H111ZM111 80H110V82H111ZM142 80H143V78H142ZM175 80V79H174ZM183 80V79H182ZM188 80V79H187ZM192 80V79H191ZM195 80V79H194ZM0 81H1V79H0ZM22 81H23V79H22ZM60 81V80H59ZM66 81V80H65ZM72 81H73V78H72ZM86 81H87V78H86ZM149 81V80H148ZM156 81V80H155ZM168 81H170L169 79H168ZM168 81H166V82H168ZM177 81H179L178 79H177ZM185 81V80H184ZM189 81V80H188ZM56 82H58V81H56ZM62 82V81H61ZM95 82V81H94ZM120 82V81H119ZM118 81H117V83H119ZM127 82V81H126ZM132 82H134V80L132 81ZM143 82V81H142ZM154 82V81H153ZM152 82V83H153ZM172 82V81H171ZM186 82V81H185ZM195 82V81H194ZM193 82V83H194ZM1 83V82H0ZM46 83V82H45ZM52 83V82H51ZM78 83V82H77ZM106 83H107V81H106ZM116 83V82H115ZM131 83V82H130ZM141 83V82H140ZM145 83H146V81H145ZM158 83V82H157ZM160 83V82H159ZM179 84L178 85H180L181 84V82H178ZM184 83V82H183ZM208 83V82H207ZM7 84V83H6ZM11 84V83H10ZM9 84V82H8V86L10 85ZM59 84V83H58ZM69 84H71V83H69ZM90 84V83H89ZM99 84V83H98ZM101 84V83H100ZM99 84V85H100ZM109 84V83H108ZM114 84V83H113ZM134 84V83H133ZM148 84V83H147ZM171 84V83H170ZM185 84V83H184ZM195 84V83H194ZM203 84V83H202ZM67 85V84H66ZM73 85V84H72ZM92 85V84H91ZM97 85V84H96ZM99 85H97V86H99ZM102 85V84H101ZM117 85V84H116ZM122 85L123 84H121L120 85V83H119V86H121L122 87ZM174 85V84H173ZM172 85V86H173ZM2 86V85H1ZM12 85H10V87H11ZM89 86V85H88ZM106 85H104V87H105ZM109 86V85H108ZM111 86V85H110ZM126 85H124V87H125ZM139 86V85H138ZM152 86H153V84H152ZM181 86V85H180ZM195 86V85H194ZM199 86V85H198ZM6 87H7V85H6ZM12 87H14V86H12ZM28 87V86H27ZM47 87V86H46ZM79 88L80 90H81V94H80V96H79V98H76L77 100H71V99H61V100H56V98H55V100H53V99H50V98H46V100L44 101V100H42L41 102H40V105H41V109H42V111H45V110H47V109H49V111H48V113H46V115H50L51 117L53 116V117H55V118H57L56 116L57 115H59L60 113H64V115L66 114V115H69V116H74V114L76 113L75 111L77 110V109H79L80 107H81V105H80V103H83V107L85 106V103L84 102H86V103H88V104H91L92 105V103L94 104H96L95 106H98V105H102V104H104L105 102L104 101H102L101 100V96L100 95H107L108 94V92H103V93H101V92H96V91H91L90 89H87V88H85V87H83L82 86V84H80V85H76V88ZM90 87V86H89ZM128 87V86H127ZM149 87H151V84H150V86ZM149 87H148V90H149ZM154 87V86H153ZM158 87V86H157ZM174 87V86H173ZM8 88V87H7ZM32 88V87H31ZM106 88H107V86H106ZM115 88H116V86H115ZM119 88V87H118ZM131 88V87H130ZM136 88V87H135ZM145 88V87H144ZM147 88V87H146ZM146 88H145V90H146ZM161 88V87H160ZM184 88V90H185V87H183ZM187 88V87H186ZM256 88V87H255ZM262 88V87H261ZM9 89V91L10 90H13V89H10V88H8ZM8 89H1L0 90V135H5V134H2V132H5V133H7L5 136H0V216H5V215H7V216H9L10 218H12L13 220H14V222H18V219H20V217L18 218V216H19V213H20V211L22 210V209H20V207H21V204L23 203V204H25V207L27 208V210L28 209H33L34 207V209H36L37 210V212L39 211V214H41V216H42V214H44L45 212H46V210H48L47 208H48V205L46 204V202L47 201H50L51 202V205H50V208L49 209H51V211H53L52 213H51V216L53 217V214H54V212H56L55 211V206L58 204L57 202L60 200V198L61 197H58L57 195H56V193L50 188V187H48V185L46 184V179H47V181L48 180H52V179H57V182H56V187H60V186H63V182H62V178H64V177H60V169H58V166H57V164L56 163H54L53 165L52 164H50V162L52 161L51 159H53V160H57L58 158L60 159V158H62V159H64V160H67V161H69L71 164H73L74 166H75V171L73 172V174L75 175V179L76 180H78V181H75V182H79L80 184V186L79 187H82V186H88V185H90L91 184V180L92 179H90L89 177H87L86 175L87 174H90V168H89V165L90 164H88L87 163V160H88V156H87V154L85 153V152H89V151H83V149L80 147V146H78V145H76L75 143H72V145H73V147H70V148H68L67 147V149L66 150H59L58 149V147L56 146L58 143H60V140H61V137H62V132L59 130V129H61V127L58 129L57 128V126L55 127V125H54V121L51 119V118H49V117H46V118H43V115H42V113H41V111H39V110H37L38 112H36V111H34L33 110V112H32V114L31 115H33L35 118H36V120H35V122H37V120H39V118H40V120H39V122L38 123H40V124H37L36 123V125H32V127H29V128H31V132H33V134H29V133H27L26 132V134H21V132H20V130H17L15 127H14V124H13V121H12V123H10V121H9V119H8V121L9 122H7V116H8V114H10V113H8V110L6 109L7 108V106H11V105H13V104H15V106H16V110L19 112V114H20V117H19V119L21 118V116H22V118L23 119H26L25 118V116H23L22 114H23V109L27 112V111H31V108H29L28 107V110H27V108H25V106H28L29 105V99H23V97H22V95H20L21 96V99H18L17 97H16V95H15V93H12V92H8ZM120 89V88H119ZM132 89V88H131ZM179 89V88H178ZM182 89V88H181ZM195 89V88H194ZM263 89V88H262ZM5 90H7V92L5 91ZM28 90V89H27ZM71 90H72V88H71ZM76 90V89H75ZM79 90V91H80ZM92 90H93V88H92ZM135 90V89H134ZM144 90V89H143ZM142 90V91H143ZM174 90H175V88H174ZM187 90V89H186ZM254 90V89H253ZM65 91V90H64ZM100 91V90H99ZM115 91V90H114ZM121 91V90H120ZM123 91V90H122ZM122 91L120 92V93H122ZM130 91V90H129ZM133 91V90H132ZM140 91V90H139ZM183 91V90H182ZM196 91V90H195ZM203 91V90H202ZM201 91V92H202ZM249 91V90H248ZM259 91V90H258ZM134 92V91H133ZM132 92V93H133ZM149 92V91H148ZM177 92H178V90H177ZM180 92V94H181V91H179ZM179 92H178V95H179ZM217 92H218V90H217ZM144 93H146V92H144ZM193 93V92H192ZM204 93V92H203ZM203 93H201L202 95H203ZM255 93H256V91H255ZM255 93H254V95H255ZM19 94V93H18ZM29 94V93H28ZM110 94V93H109ZM123 94V93H122ZM125 94V93H124ZM141 94V93H140ZM148 94V93H147ZM190 94H191V92H190ZM189 94V95H190ZM197 94V93H196ZM198 94H200L199 92H198ZM226 94V93H225ZM24 95H26V94H24ZM30 95V94H29ZM28 95V96H29ZM74 95V94H73ZM152 95V94H151ZM187 95V94H186ZM188 95V96H189ZM201 95V96H202ZM208 95V94H207ZM127 96V95H126ZM129 96H130V94H129ZM145 96V95H144ZM146 96H149V95H146ZM145 96V97H146ZM193 96V95H192ZM191 96V97H192ZM195 96V95H194ZM27 97V96H26ZM38 98V96H35V98ZM178 97V96H177ZM185 97V96H184ZM190 97V98H191ZM203 97V96H202ZM201 97V98H202ZM256 97V96H255ZM263 97V96H262ZM25 98V97H24ZM33 98V97H32ZM71 98V97H70ZM115 98V97H114ZM117 98V97H116ZM122 98V97H121ZM129 98V97H128ZM147 98V97H146ZM182 98V97H181ZM193 98V97H192ZM260 98V97H259ZM57 99H59V97L57 98ZM102 99H103V97H102ZM107 99V98H106ZM119 99V98H118ZM117 99V100H118ZM131 99V98H130ZM135 99V98H134ZM137 99V98H136ZM197 99V98H196ZM204 99V98H203ZM40 100V99H39ZM124 100V99H123ZM126 100V99H125ZM133 100V99H132ZM131 100V101H132ZM187 100V99H186ZM189 100V99H188ZM192 100V99H191ZM194 100V99H193ZM198 100V99H197ZM202 100V99H201ZM95 101V102H94ZM108 101V100H107ZM119 101V100H118ZM130 101V102H131ZM134 101V100H133ZM203 101V100H202ZM206 101H207V99H206ZM32 102H34L35 103V101L33 100ZM78 102H80V103H78ZM140 102H141V100H140ZM189 102V101H188ZM194 102V101H193ZM38 103V102H37ZM98 103V104H97ZM121 103V102H120ZM189 103H191V102H189ZM199 103V102H198ZM39 104V103H38ZM107 104H108V102H107ZM111 104H112V102H111ZM110 104V105H111ZM139 104H141V103H139ZM194 104V103H193ZM202 104V103H201ZM37 105V104H36ZM35 105V106H36ZM87 105V104H86ZM91 105H87V106H91ZM106 105V104H105ZM110 105H108L109 107H107V106H105V109H107L106 111H108V110H110L111 112H113V109H112V107L110 108ZM133 105V104H132ZM147 105H149V104H147ZM197 105V104H196ZM130 106V105H129ZM128 106V107H129ZM136 106V105H135ZM149 106H151V105H149ZM161 106H163V108H165V109H163ZM187 106V105H186ZM195 106V105H194ZM33 107V106H32ZM92 107V106H91ZM90 107V108H91ZM99 107V106H98ZM102 107L104 108V106L102 105ZM114 107V106H113ZM125 107H126V105H125ZM139 107H140V105H139ZM159 107H161V109L163 110V112L161 113V114H159V112L157 113V114H159V115H152L151 117H149V118H153V120H154V117H160L161 118V116H166L167 114H169L170 113V117L169 118H172V113L171 112H176V111H172V110H169L168 108V106H164V105H160ZM173 107V106H172ZM172 107H170V108H172ZM197 107V106H196ZM196 107H194L195 109H196ZM89 108V109H90ZM93 108H94V106H93ZM120 108H123V107H121L120 106ZM135 108H137V107H135ZM143 108V107H142ZM144 108H145V106H144ZM143 108V109H144ZM203 108H204V104H203ZM243 108V107H242ZM8 109H10V108H8ZM15 109V108H14ZM95 109V108H94ZM114 109H116V108H114ZM118 109V108H117ZM139 109V108H138ZM179 109V108H178ZM15 110V111H16ZM86 110V109H85ZM84 110V111H85ZM88 110V109H87ZM91 110V109H90ZM96 110V109H95ZM98 110V109H97ZM101 111H104V110H102V108L100 109ZM124 110H126V109H124ZM140 110H142L141 108H140ZM192 110V109H191ZM205 110V109H204ZM92 111V110H91ZM123 111V110H122ZM183 111V110H182ZM195 111V110H194ZM240 111H242V110H240ZM18 112H16V113H18ZM80 112H81V110H80ZM116 112V111H115ZM127 112H128V110H127ZM126 112V113H127ZM130 112V111H129ZM146 112V111H145ZM150 112V111H149ZM181 112V111H180ZM227 112V111H226ZM237 112V111H236ZM239 112V111H238ZM245 112V111H244ZM38 113H41V114H38ZM77 113H79V112H77ZM81 113H83V111L81 112ZM80 113V114H81ZM90 113V112H89ZM94 113V112H93ZM98 113V112H97ZM103 113V112H102ZM143 113V112H142ZM141 113V114H142ZM177 113V112H176ZM184 113V112H183ZM187 113H189V112H187ZM201 113V112H200ZM205 113V112H204ZM246 113V112H245ZM15 114V113H14ZM19 114H17V115H19ZM25 114V113H24ZM115 114V113H114ZM117 114V113H116ZM128 114V113H127ZM135 114V113H134ZM137 114V113H136ZM150 114V113H149ZM154 114V113H153ZM208 114V113H207ZM236 114V113H235ZM16 115V114H15ZM77 115H79V114H77ZM84 115V114H83ZM97 115V114H96ZM107 115H108V113H107ZM106 115V116H107ZM113 115V114H112ZM144 115V114H143ZM147 115H148V113H147ZM179 115V114H178ZM188 115V114H187ZM191 115V114H190ZM194 115V114H193ZM222 115V114H221ZM62 117L61 116V120H63L64 122H68V123H70L71 125H73L74 123L77 125V123L76 122H78V128L80 127L83 131H85V133L87 132V133H89L91 136H85V140H84V142L86 143V144H90L92 147H93V151L95 152V157H96V160H97V165H98V170H99V172L100 173H98V175L100 176V177H105V179L104 180H100V181H104V182H107L108 180L107 179H109V180H111L112 181V183H115V186H109L108 185V188L107 187H105V186H100L99 185V187L96 185V187H93V188H95L94 190H90V192H88V193H86L85 194V196L84 195H82V208H81V210L79 211V214H78V217H79V215L81 214V213H85V212H83L84 211V209L86 210V212H88V213H91V214H94L95 215V223H93V224H91L92 222H87V221H82V220H80V221H82V222H80L79 220V222H74V223H72L71 224V226H70V232H71V234H69V238H68V240H67V244L69 245V246H71V247H75L76 248V246H78L81 242H83L85 245H90V243H91V233L92 232H95V236H98V235H96V234H100L101 233V231H103V229L105 230V229H109V228H111L109 225L111 224H108V223H105V224H102L101 225V220H100V217H101V214L99 213V211L97 210V208H94V207H91V205H90V203H89V200H90V198H91V193H95V196L93 197L94 198V201H95V206L96 205H98L99 206V204L98 203H96V195L98 196V195H100V197L101 198H104V200H106L105 198H107V200L108 201H106V203H104V202H102V203H104L105 205H103V206H99V207H101V208H106L107 209V207H109L110 206V210H111V208H112V206L114 207V208H117V213H116V215L118 216V211H119V209L121 210L122 209V206L123 205H125L126 203H128L130 206H131V204L132 203H134V202H144L145 204H146V201L148 202V200H147V198L150 196V195H148V197H142V198H140V193L138 192V191H142V189H138L137 187L139 186V183H138V181L140 180V177L138 176V174L140 173V174H143V176L144 177H146V175H148L149 173H167V172H169V171H174L175 172V170L174 169H171V167L169 166V165H173V166H175L177 169H182L181 171H179V172H188L190 175V177H192L193 176V178L195 179V181L197 180V181H199V179L200 178H202L204 175L203 174H209V172L213 169V168H215L214 166H209V165H207L205 162H206V160H205V162H203L202 161V159H198V157H196V156H194L195 154H194V151H196V150H193V152H191L190 153V155H184V154H182L181 156H180V158L182 159V160H184V161H181V160H178L177 161V158L176 157H174V153H172L171 152V149L168 151L169 152V154L168 153H164V151H167L168 149H164V148H160L161 147V145L160 144H156L155 146H134V145H129V144H119V145H117V144H115V143H111V144H108V146L109 147H107L106 145H104L105 144V141H106V135L107 134H109L110 135V133H115L116 131V133H119L123 128H125L121 123H118L117 122V120H119V118H115V120L114 121H116V122H114V121H94V120H89V119H86L87 117H86V114L81 118V117H79V120H78V118H77V120L75 121V122H73V116H72V118L71 117ZM100 116V115H99ZM125 116H127L126 114H125ZM124 116V117H125ZM136 116V115H135ZM179 116H181V115H179ZM192 116V115H191ZM203 116V115H202ZM232 116H234V115H232ZM245 116H248V115H245ZM250 116V115H249ZM17 117V116H16ZM16 117H15V119H16ZM52 117V118H53ZM95 117V116H94ZM98 116H96V118H97ZM108 117V116H107ZM120 117H121V115H120ZM130 118H131V116H129ZM128 117V118H129ZM141 117H143V116H141ZM182 117V116H181ZM180 117V118H181ZM185 117V116H184ZM194 117V116H193ZM236 117V116H235ZM259 117V116H258ZM4 118H6V122H5V120H4ZM11 118H13V117H11ZM32 118V117H31ZM42 118V119H41ZM121 118H123V117H121ZM127 118V119H128ZM129 118V119H130ZM167 118V117H166ZM169 118H167V119H169ZM186 118V117H185ZM189 118V117H188ZM250 118V117H249ZM76 119V118H75ZM98 119H100V118H98ZM106 119V118H105ZM108 119H111V118H108ZM137 119H139L138 117H137ZM146 119V118H145ZM178 118H176V120H177ZM194 119V118H193ZM214 119V118H213ZM213 119H212V121H213ZM229 119V118H228ZM236 119V118H235ZM243 119V118H242ZM254 119H256V118H254ZM28 120V119H27ZM104 120V119H103ZM123 120V119H122ZM125 120V119H124ZM143 120H144V118H143ZM162 120H163V118H162ZM162 120H160V121H162ZM166 120V119H165ZM165 120L164 121H162V123H160V124H163L164 122H165ZM172 120V119H171ZM186 120V119H185ZM188 120V119H187ZM237 120V119H236ZM251 120V119H250ZM131 121V120H130ZM195 121V120H194ZM219 121V120H218ZM231 121V120H230ZM244 121V120H243ZM249 121V120H248ZM256 121V120H255ZM258 121V120H257ZM132 122V121H131ZM146 123H147V120L145 121ZM154 122V121H153ZM153 122H151V123H149V124H147V125H137L136 127L138 128V129H135L134 128V126H132L131 125V127H128L129 128V136H126V137H131V136H141V137H143V135H144V137H148V138H154L155 140L157 139V142H159V143H162V142H165V141H168V140H170V138H168V137H162L161 136V134H165V136H166V130H168V132H170V135L171 134H174L175 135V133H177V132H179L180 131V129L178 128V127H176V123L174 124V123H172V122H168V123H165V125H155V124H157V121L155 122V124H153ZM173 122H174V120H173ZM216 122V121H215ZM234 122V121H233ZM254 122V121H253ZM21 123V122H20ZM23 123H25V122H23ZM22 123V124H23ZM29 123H30V121H29ZM137 123V122H136ZM139 123V122H138ZM182 123V122H181ZM218 123V122H217ZM216 123V124H217ZM221 123V122H220ZM226 123V122H225ZM229 123V122H228ZM243 123V122H242ZM259 123V122H258ZM12 124V125H11ZM18 124H19V122H18ZM26 124V123H25ZM75 124H74V126H75ZM128 124V123H127ZM130 124V123H129ZM128 124V125H129ZM133 124V123H132ZM139 124H141V123H139ZM201 124V123H200ZM223 124H224V122H223ZM231 124V123H230ZM237 124V123H236ZM21 125V124H20ZM20 125H18V126H20ZM31 125V124H30ZM179 125V124H178ZM177 125V126H178ZM254 125V124H253ZM17 126V128H19ZM68 126V125H67ZM126 126V125H125ZM159 126H161V130L159 129V128H157V127H159ZM186 126L189 128V127H191V125L189 124H186ZM223 126V125H222ZM237 126V125H236ZM248 126V125H247ZM22 127H23V125H22ZM179 127H180V125H179ZM224 127V126H223ZM226 127V126H225ZM229 127H231V126H229ZM233 127V126H232ZM69 128V127H68ZM72 128V127H71ZM139 128H142V130L143 131H140L139 130ZM240 128V127H239ZM21 129V131H22V128H20ZM25 129V128H24ZM127 129V128H126ZM205 129V128H204ZM217 129H219V128H217ZM224 129H226V128H224ZM238 129V128H237ZM228 130V129H227ZM263 130H264V128H263ZM145 131V132H144ZM189 131V130H188ZM192 131V130H191ZM218 131V130H217ZM35 132V133H34ZM78 132H79V130H78ZM125 132H127V131H125ZM190 132V131H189ZM219 132H223V131H219ZM243 132H245V131H243ZM74 133V132H73ZM80 133V135L82 136L83 135V133L84 132H82V131H80L79 132ZM194 133V132H193ZM192 133V134H193ZM78 134V133H77ZM241 134V133H240ZM67 135V134H66ZM79 135V134H78ZM77 135V136H78ZM79 135V136H80ZM86 135V134H85ZM92 135H94V136H92ZM108 135V136H109ZM113 135V134H112ZM117 135V134H116ZM120 135V134H119ZM126 135V134H125ZM225 135H226V133H225ZM244 135V134H243ZM12 136H15L16 138H13ZM36 136V137H35ZM68 136V135H67ZM121 136V135H120ZM164 136V135H163ZM190 136V135H189ZM196 136V135H195ZM255 136V135H254ZM257 136V135H256ZM64 137V136H63ZM66 137V136H65ZM64 137V138H65ZM71 137V136H70ZM101 140V142H97L99 139ZM110 137H111V135H110ZM122 137V136H121ZM125 137V136H124ZM192 137V136H191ZM199 137V136H198ZM241 137V136H240ZM12 138H13V140H12ZM78 138V137H77ZM81 138V137H80ZM94 138H97L96 140H94ZM116 138H118L117 136H116ZM140 138V137H139ZM172 138V137H171ZM176 138H177V136H176ZM227 138V137H226ZM246 138V137H245ZM69 139V138H68ZM72 139V138H71ZM93 139V140H92ZM122 139V138H121ZM125 139V138H124ZM143 139V138H142ZM178 139V138H177ZM189 139V138H188ZM198 139V138H197ZM201 139V138H200ZM218 139V138H217ZM237 139H238V137H237ZM65 140V139H64ZM70 140V139H69ZM73 140V139H72ZM78 140V139H77ZM81 140V139H80ZM79 140V141H80ZM113 140V139H112ZM144 140H146L145 138H144ZM155 140H153V141H155ZM173 140H174V137H173ZM172 140V141H173ZM199 140V139H198ZM211 140V139H210ZM219 140V139H218ZM259 140V139H258ZM16 141L17 142H20V143H16ZM74 141H76V140H74ZM81 141H83V140H81ZM80 141V142H81ZM115 141V140H114ZM120 141V140H119ZM143 141V140H142ZM21 142H27V145H24V143H21ZM69 142V141H68ZM78 142V141H77ZM111 142V141H110ZM109 142V143H110ZM116 142V141H115ZM144 142V141H143ZM176 142H178L177 140H176ZM180 142V141H179ZM209 142H210V144H212L213 142L212 141H207L206 140V138H204V139H201L200 140V143H199V145H197L196 147L198 148V150L200 149L201 150V152L203 151H205L206 149H208L209 150ZM219 142V141H218ZM218 142H214V146H215V148H217V152H215L213 149L211 150V152H212V154H214L215 155V157H213L214 159H213V161L215 162V161H218V160H220L222 157H220V156H217V155H219V154H225V153H227V154H230L231 152H235L234 151V148H228V147H222V146H220L219 144H217ZM221 142V141H220ZM40 143H43V145H42V147L40 146ZM62 143V142H61ZM104 143V144H103ZM149 143H150V140H149ZM156 143V142H155ZM154 143V144H155ZM181 143V142H180ZM183 143V142H182ZM186 143V142H185ZM189 143V142H188ZM7 145V148L5 149L3 146L4 145ZM66 144H68V143H66ZM79 144V143H78ZM80 144H82V143H80ZM166 144V143H165ZM173 144H175V143H173ZM224 144V143H223ZM236 144V143H235ZM71 145V144H70ZM71 145V146H72ZM83 145H85V144H83ZM88 145H86V146H88ZM158 145H160V147L158 146ZM167 145V144H166ZM169 145V144H168ZM176 145H178V143H176ZM180 145V144H179ZM178 145V146H179ZM188 145V144H187ZM189 145H190V143H189ZM193 145V144H192ZM26 146V147H25ZM171 146H173V145H171ZM226 146V145H225ZM233 146H235V145H233ZM91 147V148H92ZM170 147V146H169ZM174 147V146H173ZM172 147V148H173ZM184 147H185V145H184ZM90 148V147H89ZM89 148H87V150H90ZM189 148V147H188ZM191 148H193L192 146H191ZM195 148V147H194ZM193 148V149H194ZM197 148H195V149H197ZM61 149V148H60ZM174 149V148H173ZM176 149V148H175ZM42 150V151H41ZM92 150V149H91ZM219 150L220 151H222L223 153H220L219 152ZM93 151L91 152L92 154H93ZM172 151H175V150H172ZM184 151H186V153H189V152H187V150H184ZM192 151V150H191ZM177 152V154H178V151H176ZM200 152V151H199ZM206 152H208L207 150H206ZM205 152V153H206ZM210 151H209V153H211ZM237 152V151H236ZM235 152V153H236ZM240 152V151H239ZM194 155H193V154ZM260 153V152H259ZM203 154V153H202ZM206 154H208V153H206ZM234 154V153H233ZM239 154V153H238ZM258 154V153H257ZM256 154V155H257ZM261 154V153H260ZM94 155H92V157L94 156ZM259 155V154H258ZM90 156V155H89ZM199 156V155H198ZM224 156V155H223ZM226 156H228V155H226ZM261 156V155H260ZM178 157H179V155H178ZM211 157H212V155H211ZM229 157V156H228ZM233 157V156H232ZM236 157H241V155L239 154V155H237V153H236ZM243 157V156H242ZM51 158V159H50ZM131 158H135V159H137L138 161H137V163H136V165H132L131 163H130V159ZM258 158V157H257ZM260 158V157H259ZM50 160V162L49 161H47V160ZM58 159V160H59ZM163 159H167V161H163ZM208 159V158H207ZM232 159H234V158H232ZM236 159V158H235ZM238 159V158H237ZM250 159V158H249ZM261 159V158H260ZM41 160V162H42V165L41 166H39V164L37 163L38 161H40ZM64 160H61V161H64ZM251 160V159H250ZM249 160V161H250ZM90 161V160H89ZM231 161V160H230ZM260 161V160H259ZM59 161H57V163H58ZM65 162V161H64ZM91 162V161H90ZM223 162V161H222ZM225 162V161H224ZM245 162V161H244ZM52 163V162H51ZM68 162H66V164H67ZM197 163H199V165L200 166H197L196 164ZM60 164V163H59ZM92 164V163H91ZM96 164V163H95ZM94 164V165H95ZM220 164V163H219ZM233 164V163H232ZM232 164H230V165H232ZM234 164H235V162H234ZM246 164H247V162H246ZM263 164V163H262ZM61 165V164H60ZM215 165V164H214ZM216 165H217V163H216ZM245 165V164H244ZM43 166V167H42ZM62 166V165H61ZM72 166V165H71ZM172 166V167H173ZM192 166H194V169H192ZM222 166V165H221ZM221 166H218V167H220L221 168ZM246 166V165H245ZM249 166V165H248ZM60 167V166H59ZM63 167V166H62ZM96 167V166H95ZM253 167V166H252ZM66 168V167H65ZM69 168V167H68ZM72 168V167H71ZM225 168V167H224ZM227 168H229L228 166H227ZM226 168V169H227ZM237 168V167H236ZM250 168H251V166H250ZM259 168V167H258ZM264 168V167H263ZM235 169V168H234ZM240 169L241 168H239V171H240ZM248 170H250L249 168H247ZM68 170V169H67ZM92 170V169H91ZM95 171H96V169H94ZM157 170V171H156ZM195 170V171H194ZM222 170H223V168H222ZM237 170H238V168H237ZM251 170H252V168H251ZM259 170H260V168H259ZM215 171H217L216 169H215ZM221 171V170H220ZM224 171H225V169H224ZM238 171V172H239ZM242 171V170H241ZM256 171V170H255ZM261 171V170H260ZM24 172L26 173V174H24ZM63 172V171H62ZM68 172H69V170H68ZM97 172V171H96ZM174 172H172L173 174H174ZM178 172V171H177ZM211 172H213V171H211ZM210 172V173H211ZM218 172V171H217ZM235 172V171H234ZM247 173H248V171H246ZM245 172V173H246ZM262 172V171H261ZM64 173V172H63ZM93 173V172H92ZM215 173V172H214ZM221 173V172H220ZM225 173V172H224ZM236 173V172H235ZM72 174V175H73ZM171 174V173H170ZM170 174L168 175L169 176V179H171V178H173V177H177V176H179V175H176V172H175V175H173V176H170ZM178 174V173H177ZM253 174V173H252ZM251 174V175H252ZM257 174V173H256ZM29 175V176H28ZM62 175H64V174H62ZM161 175V174H160ZM163 175V174H162ZM172 175V174H171ZM188 175V174H187ZM211 176H213V175H215V174H210ZM210 175H209V177H210ZM227 175H229V173L227 174ZM231 175H233V174H231ZM230 175V176H231ZM91 176H92V174H91ZM167 176V177H168ZM237 176H239V175H237ZM33 177H35V178H38V182H35V180H34V182H32L33 181ZM66 177V176H65ZM68 177H69V175H68ZM107 177V178H106ZM159 177V176H158ZM180 177V176H179ZM185 177V176H184ZM188 177V176H187ZM226 177V176H225ZM233 177H235V176H233ZM74 178V177H73ZM151 178V177H150ZM217 178V177H216ZM220 178V177H219ZM236 178V177H235ZM239 178H240V176H239ZM238 178V179H239ZM241 178H243L242 176H241ZM252 178H254L255 179V177H252ZM260 178H262L263 179V177H260ZM102 179V178H101ZM147 179V178H146ZM155 179V181L157 180V182H155V183H158V179H156V178H154ZM168 178H166V180H167ZM173 179H175V178H173ZM173 179H172V181H173ZM204 180H205V178H203ZM203 179H200V180H203ZM245 179V178H244ZM253 179V180H254ZM65 180H66V178H65ZM144 180V179H143ZM161 180V179H160ZM176 180H177V178H176ZM193 180V179H192ZM207 180V179H206ZM205 180V181H206ZM219 180V179H218ZM227 180V179H226ZM225 180V181H226ZM240 180V179H239ZM247 180V179H246ZM253 180H252V182H253ZM67 181H68V179H67ZM66 181V182H67ZM92 181H95V182H98V181H96V178L94 177V180H92ZM168 181V180H167ZM181 181V180H180ZM179 181V182H180ZM194 181V180H193ZM194 181V182H195ZM208 181H210V180H208ZM220 181V180H219ZM255 181H256V179H255ZM258 182H260V181H262V180H257ZM140 182V181H139ZM142 182V181H141ZM147 182V181H146ZM150 182V180L147 182V183H149ZM151 182H153V181H151ZM170 182H171V180H170ZM174 182V181H173ZM201 182V181H200ZM204 182V181H203ZM203 182H201V183H203ZM211 182V181H210ZM232 182H233V180H232ZM264 182V181H263ZM58 183V184H57ZM103 183V182H102ZM111 183V182H110ZM121 183H123L125 186L127 185V187L130 185L131 186V189H132V192H133V190H135V192H133V193H128L129 191L131 192V189L128 187H126V189H127V191L125 192V193H122L121 192V190L120 189H123V191H124V189H125V187L121 184ZM164 183L166 184V183H168V182H165L164 181ZM177 182H174V184H176ZM188 183V182H187ZM187 183H185V184H183V186L185 187L186 185H187ZM216 183V182H215ZM220 183V182H219ZM235 183V182H234ZM234 183H232V184H234ZM237 183H239L238 181H237ZM242 183H246V181L244 182H242ZM257 183V182H256ZM82 184V185H81ZM96 184V183H95ZM101 184V183H100ZM109 184V183H108ZM159 184V183H158ZM158 184H157V186H158ZM165 184H163L164 186H165ZM170 184H172V183H170ZM173 184V185H174ZM179 184H181V183H179ZM211 184V183H210ZM217 184V183H216ZM215 184V185H216ZM236 184V183H235ZM234 184V185H235ZM253 184V183H252ZM23 185L25 186H27L28 185V187L27 188H23ZM72 185H73V183L71 184V187H72ZM74 185H75V183H74ZM73 185V186H74ZM76 185H78V184H76ZM94 185V184H93ZM103 185V184H102ZM142 185H144V183H142ZM167 185L168 184H166V187H167ZM198 185V184H197ZM215 185H214V189H213V191H216V189H217V187L215 188ZM237 185V184H236ZM235 185V186H236ZM241 185V184H240ZM240 185H237V186H240ZM242 185H244V184H242ZM247 185V184H246ZM25 186V187H26ZM70 186V185H69ZM92 186V185H91ZM124 188H123V187ZM141 186V185H140ZM149 186V185H148ZM157 186H153V187H157ZM169 186V185H168ZM192 186V185H191ZM218 186V185H217ZM226 186H227V184H226ZM250 186V185H249ZM255 185H253V187H254ZM257 186V185H256ZM135 187V188H134ZM153 187L151 186V190L153 191ZM170 187V186H169ZM197 187V186H196ZM196 187H193V188H196ZM206 187H208V184L207 183H204L203 184V188H204V191H205V188ZM221 189L222 188H225V187H221V186H219ZM244 187V186H243ZM260 187V186H259ZM92 188V189H93ZM140 188V187H139ZM162 188H164L163 186H162ZM168 188V187H167ZM181 188H182V186H181ZM188 188V186L186 187V190H188L187 189ZM190 188V187H189ZM199 188H200V190L202 189V186H199ZM210 188H212V187H210ZM220 188H219V190H220ZM228 188V187H227ZM248 188V187H247ZM262 188V187H261ZM160 189V188H159ZM166 189V188H165ZM170 189V188H169ZM185 189V188H184ZM183 189V190H184ZM231 189V188H230ZM245 189V188H244ZM254 189H255V187H254ZM253 189V190H254ZM260 188H258V190H259ZM89 190V189H88ZM150 190V191H151ZM155 190L156 189H154V196H156L155 194ZM162 190V189H161ZM212 190V189H211ZM223 190V189H222ZM229 190V189H228ZM256 190V189H255ZM257 190V191H258ZM151 191V192H152ZM171 190H169V192H170ZM194 192H195V189L193 190ZM208 191V190H207ZM225 191V190H224ZM223 191V192H224ZM251 191V190H250ZM256 191V192H257ZM259 191H261V190H259ZM36 192H38L39 193V195L40 196H38V195H36V196H38V198H36V199H32V196H31V194L33 195L34 193H36ZM147 192V191H146ZM149 192V191H148ZM147 192V193H148ZM151 192H149L150 194H151ZM157 192V191H156ZM160 192V191H159ZM162 192H164V191H161V193ZM168 191H166V193H167ZM168 192V193H169ZM178 192V191H177ZM176 191H175V193H177ZM187 192V191H186ZM217 192H219V191H217ZM233 192H234V190H233ZM236 192H238L237 190H236ZM254 192V191H253ZM264 192V191H263ZM69 193V192H68ZM145 193V192H144ZM144 193H142V195L144 194ZM147 193H146V195H147ZM153 193V192H152ZM165 192L163 193V194H166ZM168 193H167V197L169 198L170 196H173L174 197V194L173 195H169L168 196ZM172 193V192H171ZM181 193V192H180ZM191 193H193V192H191L190 191V194ZM204 193V192H203ZM210 193H212L213 194V192L211 191ZM228 193H229V191H228ZM240 193V192H239ZM248 193V192H247ZM250 193V192H249ZM252 193V192H251ZM259 193V192H258ZM261 193V192H260ZM72 194V193H71ZM157 194H159V193H157ZM170 194V193H169ZM183 194H185V192L183 193ZM186 194H188V192L186 193ZM189 194V195H190ZM202 194V193H201ZM200 194V195H201ZM205 194V193H204ZM215 194V193H214ZM220 194H221V192H220ZM253 194V193H252ZM161 194H159V197L161 198V196H160ZM178 195H180V194H178ZM189 195H188V197H189ZM196 195V194H195ZM199 195V194H198ZM206 195V194H205ZM204 195V196H205ZM225 195H227V194H225ZM229 195H232V194H230L229 193ZM233 195H236V194H234L233 193ZM251 195V194H250ZM72 196V195H71ZM219 195H217V197H218ZM223 196V195H222ZM245 196V195H244ZM262 196H264V195H262ZM152 197H153V195H152ZM163 197V196H162ZM165 197V196H164ZM187 197V196H186ZM194 197V196H193ZM199 197V196H198ZM206 197H207V195H206ZM213 197H215V196H213ZM224 197V196H223ZM229 197V196H228ZM233 197V196H232ZM235 197V196H234ZM240 197V196H239ZM251 197H253V196H251ZM261 197V196H260ZM34 198H35V196H34ZM78 198H79V196H78ZM81 198V197H80ZM79 198V199H80ZM97 198H99V197H97ZM156 198L157 197H155V201H157L156 200ZM178 198V197H177ZM182 198V197H181ZM194 198H196V197H194ZM224 198H226L227 199V197H224ZM236 198V197H235ZM264 198V197H263ZM263 198H262V200H263ZM73 199V198H72ZM72 199H71V201H72ZM164 199H167V198H164ZM192 199V198H191ZM198 199V198H197ZM201 199V198H200ZM206 199V198H205ZM212 199V198H211ZM225 199V200H226ZM239 199V198H238ZM241 199V198H240ZM245 199V198H244ZM32 200V201H31ZM68 200H69V202H71L70 201V196H69V198L67 199V198H65L64 199V201H65V203H66V205H67V203H68ZM97 200H99V199H97ZM101 200V199H100ZM162 200V199H161ZM174 200V199H173ZM176 200V199H175ZM181 200V199H180ZM186 200V199H185ZM188 200V202H189V199H187ZM186 200V201H187ZM196 200V199H195ZM194 200V201H195ZM208 200H209V198H208ZM225 200H223V201H225ZM235 200V199H234ZM246 200H250V199H245V201ZM261 200V199H260ZM261 200V201H262ZM75 201V200H74ZM79 201V200H78ZM94 201H92V202H94ZM102 201V200H101ZM166 201V200H165ZM168 201V200H167ZM166 201V202H167ZM170 201H172V199L170 198ZM184 201V200H183ZM186 201H185V203H186ZM207 201V200H206ZM206 201H205V204H208V203H206ZM210 201V200H209ZM215 201H216V199H215ZM228 201V200H227ZM253 201V200H252ZM34 202V203H33ZM73 202V201H72ZM80 202V201H79ZM173 202V201H172ZM172 202H170V203H172ZM182 202V201H181ZM180 202V203H181ZM192 202V201H191ZM201 202H203V201H201ZM214 202V201H213ZM213 202H212V204H213ZM217 202H219V201H217ZM221 202H222V199H221ZM221 202H219V205H221ZM232 202V201H231ZM231 202H229L228 201V204L229 203H231ZM49 203V202H48ZM81 203V202H80ZM158 203H160L159 202V200H158ZM158 203H156V204H158ZM169 203V204H170ZM174 203H175V201H174ZM176 203H178V202H176ZM184 203V202H183ZM183 203H181L180 205H184ZM198 203V202H197ZM200 203V202H199ZM223 203V202H222ZM225 203V202H224ZM227 203V202H226ZM225 203V204H226ZM238 203V202H237ZM236 203V204H237ZM90 205V207L89 208H87L88 206L87 205ZM161 204V203H160ZM166 204V203H165ZM167 204H168V202H167ZM190 203H188V204H186L187 206L189 205ZM204 204V203H203ZM218 204V203H217ZM227 204V205H228ZM235 204V203H234ZM241 204V203H240ZM257 204V203H256ZM72 205V204H71ZM93 205V206H94ZM133 205V204H132ZM173 205H175V204H173ZM180 205L178 204V206H176V208L177 207H180ZM200 205V204H199ZM214 205V207H216L215 206V204H213ZM212 205V206H213ZM252 205H253V203H252ZM258 205H259V203H258ZM59 206V205H58ZM68 206H69V204H68ZM75 206V205H74ZM157 205H155L154 207H156ZM161 206H162V204H161ZM165 206V205H164ZM189 206H191V205H189ZM198 206V205H197ZM200 206H202V205H200ZM199 206V207H200ZM206 206V205H205ZM204 206V207H205ZM209 206V205H208ZM210 206H211V204H210ZM223 206V205H222ZM230 206V205H229ZM232 206V205H231ZM236 206V205H235ZM240 206V205H239ZM63 207H64V213L66 212V210H65V205H63ZM79 207V206H78ZM125 207V206H124ZM129 207V206H128ZM136 207V206H135ZM137 207H138V204H137ZM142 207V206H141ZM150 207V206H149ZM158 207V206H157ZM172 207V206H171ZM185 207L186 206H184L183 208L185 209ZM192 207V206H191ZM204 207H202V209L204 210ZM213 207V208H214ZM224 207H225V205H224ZM237 207H238V204H237ZM264 207V206H263ZM43 208V209H42ZM159 208V207H158ZM157 208V209H158ZM163 208V207H162ZM168 208H169V206L167 207V210H168ZM175 208V207H174ZM183 208H181L182 210H183ZM196 208H198V207H196ZM206 208V207H205ZM210 208H212V207H210ZM213 208H212V210H213ZM218 208V207H217ZM216 208V209H217ZM226 208V207H225ZM258 208H259V206H258ZM57 209V208H56ZM126 209H127V205H126ZM132 206H131V208L129 209V214H130V212H132ZM161 209V208H160ZM159 209V210H160ZM181 209H178V211L179 210H181ZM188 209V208H187ZM193 209V208H192ZM219 209V208H218ZM230 209V208H229ZM248 209V208H247ZM24 210H26L25 208H24ZM30 210L28 211V212H30ZM78 210V209H77ZM109 210V211H110ZM123 210V209H122ZM140 209H138V211H139ZM181 210V211H182ZM207 210H208V207H207ZM243 210V209H242ZM263 210V209H262ZM34 211V210H33ZM32 211V212H33ZM73 211V210H72ZM102 211V210H101ZM126 211H128V210H126ZM125 211V212H126ZM135 211V210H134ZM137 211V210H136ZM155 211V210H154ZM161 211V210H160ZM163 211V210H162ZM170 212H171V210H169ZM167 212V213H170V212ZM174 212H175V210H173ZM172 211V212H173ZM180 211V212H181ZM183 211H186V210H183ZM187 211H189V210H187ZM186 211V212H187ZM195 211H196V209H195ZM194 211V212H195ZM210 211H211V209H210ZM235 211H237V210H235ZM234 211V212H235ZM244 211H245V209L242 211L243 213H244ZM36 212V211H35ZM34 212V213H35ZM59 212V211H58ZM103 212V211H102ZM143 212V211H142ZM140 212L141 214H143V213H145V212ZM148 212H149V214H148V217H147V219H146V223H151V224H154V223H156L155 222V220L154 219H151V218H153V216L151 215L152 213H151V211H149V209H148ZM156 212V211H155ZM165 212H166V210H165ZM193 211H191V213H194ZM206 212V211H205ZM215 212V211H214ZM218 212H219V210H218ZM238 212H240V211H238ZM31 213V212H30ZM120 213H122V212H120ZM134 213V212H133ZM164 213V212H163ZM178 213V212H177ZM176 213V215H178ZM183 214H186L185 212H182ZM196 213V212H195ZM211 213V212H210ZM217 213V212H216ZM222 213V212H221ZM229 213H231V212H229ZM228 213V214H229ZM255 213H260V215H253V217H252V219L250 220V225L252 224V226L254 225V226H256V227H258V228H261V229H264V213H262V212H255ZM254 213V214H255ZM48 214H49V212H48ZM56 214V213H55ZM125 215L124 216H126V214L127 213H124ZM128 214V215H129ZM139 214V213H138ZM138 214H137V216H138ZM156 214H158V213H156ZM161 214V213H160ZM171 214V213H170ZM173 214V213H172ZM171 214V215H172ZM188 214H190V213H187V215ZM200 214H202L203 215V212H201ZM199 214V215H200ZM214 214V213H213ZM219 214V213H218ZM231 214H233V211H232V213ZM236 214V213H235ZM245 214V213H244ZM252 214V213H251ZM262 214V215H261ZM60 215V214H59ZM103 215V214H102ZM109 215V214H108ZM168 215V214H167ZM170 215V216H171ZM186 215V216H187ZM191 215H193V214H191ZM195 215V214H194ZM221 215V214H220ZM222 215H223V213H222ZM236 215H238V213L236 214ZM29 216V215H28ZM40 216V215H39ZM55 216V215H54ZM63 216V215H62ZM111 215H109V217H110ZM117 216H113L112 215V217L111 218H114L113 220H115L116 219V217ZM139 216H140V214H139ZM142 216V215H141ZM156 215H154V217H155ZM158 216H159V214H158ZM165 216V215H164ZM169 216V215H168ZM167 216V217H168ZM173 216H175V215H172L171 216V218L173 217ZM189 217H192V216H190V215H188ZM206 216V215H205ZM208 216V215H207ZM207 216H206V218H207ZM226 216V215H225ZM238 216H240V215H238ZM246 216V215H245ZM249 216H250V214H249ZM21 217H23V215L21 216ZM46 217V216H45ZM52 217H51V219H52ZM57 217V216H56ZM69 217V216H68ZM132 218H128L127 216H126V219L127 220H124L123 219V221H120V222H122L121 224H119L117 221H113V223L112 224H114L115 222H117L119 225H121L120 227H123L124 229H122V230H120V228H114V229H118L119 230V232H118V235L120 234V235H122V236H120V238H121V242L119 243V245L122 243V241L124 240V239H126V237H128V236H123V234H126V235H130V237H132L133 238V240L135 239L136 241H138V244L136 245H131V246H129V247H125V246H123V251L122 252H124V255H125V252L126 253H128V255H129V260L130 259H133V258H130V257H132V256H139L140 254H144L146 251L147 252H153V251H162V252H164L165 253V250L166 249H168V250H170V251H173V252H170V251H166V253L165 254H167V257L168 258H170V257H172V256H174V255H176V253H179V252H182L183 251V249H185L184 247L183 248H181V247H178V246H174V245H168V242H166V240L164 241V240H160V241H156L157 240V238H159L160 239V237H158V236H154V235H152V234H146L145 235V233H147V232H145V230L147 229L146 228V223H145V218L144 219H142V224L143 225H141V223H140V225H138V226H135V225H133V222H135V215L134 216H131ZM157 217V216H156ZM194 217V216H193ZM192 217V218H193ZM198 217H201V216H198ZM213 217H217V216H213ZM234 217H235V215H234ZM1 218V217H0ZM18 218V219H17ZM27 218V217H26ZM25 218V219H26ZM29 218V217H28ZM67 218V217H66ZM73 218V217H72ZM84 218V217H83ZM93 218V219H94ZM162 219H163V214H162V217H161ZM170 218V219H171ZM174 219H177V216H175V217H173ZM187 218V217H186ZM212 218V217H211ZM219 218H221V217H219ZM233 218V217H232ZM237 218H239V217H237ZM240 218H242V215H241V217ZM240 218L238 219L239 220V222H241L242 220H243V218H242V220L240 221ZM247 218H249L248 216H247ZM22 219V218H21ZM24 219V218H23ZM24 219V220H25ZM30 219V218H29ZM42 218H40L39 220H41ZM43 219H44V217H43ZM74 219H75V217H74ZM74 219H72V220H74ZM118 219V218H117ZM122 219V218H121ZM156 219V218H155ZM160 219V218H159ZM159 219H157V220H159ZM169 219V218H168ZM183 219L184 220H186L184 217H183ZM183 219L182 220H180V218H178V220L179 221H183ZM189 219V218H188ZM195 219H198V218H195ZM209 219H210V217H209ZM218 219V218H217ZM216 219V220H217ZM245 219V218H244ZM37 220V219H36ZM46 220V219H45ZM54 220V219H53ZM70 220V219H69ZM140 220V219H139ZM156 220V221H157ZM164 220V219H163ZM167 220V219H166ZM172 220V219H171ZM193 220V219H192ZM222 220V219H221ZM230 220V219H229ZM233 221H234V219H232ZM21 221V220H20ZM42 221V220H41ZM48 221H50V220H48ZM63 221V220H62ZM93 221V220H92ZM105 221V220H104ZM106 221H108V220H106ZM110 221V220H109ZM108 221V222H109ZM141 221V220H140ZM160 221H161V219H160ZM175 221V220H174ZM214 221H215V219H214ZM46 222H47V220H46ZM69 222V221H68ZM158 222V221H157ZM161 222H163V221H161ZM161 222H159V223H161ZM166 222V221H165ZM164 222V223H165ZM171 222V223H170ZM190 222V220L188 221V223H187V225L188 224H190L189 223ZM193 222L194 223H196L195 221H192V224L191 225H194L193 224ZM204 222V221H203ZM211 222V221H210ZM209 221L207 222L206 221V224L208 223H210ZM217 222H218V220H217ZM216 222V223H217ZM220 222V221H219ZM218 222V223H219ZM230 222H232V221H230ZM237 222V221H236ZM20 223V222H19ZM27 223V222H26ZM31 223V222H30ZM48 223V222H47ZM163 223V224H164ZM176 223H179V222H177L176 221ZM184 223H185V221H184ZM197 223H199V222H197ZM202 223V222H201ZM225 222L223 221V224H224ZM23 224V223H22ZM34 224V223H33ZM38 226L40 225V235H39V240H42V241H40L41 243L42 242H44V241H46V243L47 244H49V233L50 232H48L47 233V231H46V225H43V224H38V223H36ZM45 224V223H44ZM90 224V225H89ZM106 224H108V226H106ZM111 224V225H112ZM116 224V223H115ZM169 224V225H168ZM175 224V223H174ZM173 224V222L172 221H169L168 223H167V225L170 227L171 225H174ZM186 224V223H185ZM202 224H205V223H202ZM210 224H212V223H210ZM214 224V223H213ZM244 224V223H243ZM246 224V223H245ZM26 225V224H25ZM32 225V224H31ZM49 225V224H48ZM126 225L128 226V225H130V226H128L130 229V231H128L125 227H126ZM160 225V224H159ZM180 225V224H179ZM179 225H177V226H179ZM200 225V224H199ZM219 225V224H218ZM221 225V224H220ZM231 225V224H230ZM229 225V226H230ZM239 225H240V223H239ZM113 226H115V225H113ZM156 226H157V223H156ZM166 226V224H164L163 226H161L160 225V227L163 229L164 227ZM167 226V227H168ZM175 226V225H174ZM181 226V225H180ZM201 226V225H200ZM210 226V225H209ZM232 226V225H231ZM241 226V225H240ZM239 226V228H241V230H242V227H240ZM252 226H250V230L252 231V229H251V227ZM7 227V226H6ZM6 227H5V229H6ZM17 227V226H16ZM21 227H22V225H21ZM25 227V230H26V228H28V227H26V226H24ZM31 227V226H30ZM35 227H37V226H35ZM35 227H33V228H35ZM59 227V226H58ZM57 227V228H58ZM172 227V226H171ZM196 227V225L194 226V228ZM19 229H20V224H19V227H18ZM17 228V229H18ZM32 228V229H33ZM149 228V227H148ZM160 228V229H161ZM166 228V227H165ZM172 228H174V227H172ZM181 228V227H180ZM193 227H192V229H194ZM200 228H202V229H204L205 227H200ZM219 228V227H218ZM235 228V227H234ZM233 228V229H234ZM245 228L247 229V227L245 226ZM49 229V228H48ZM53 229V228H52ZM158 229H159V227H158ZM184 229V228H183ZM196 229V228H195ZM235 229H237V228H235ZM0 230H2V229H0ZM23 230H24V228H23ZM39 230V229H38ZM66 230V229H65ZM64 230V231H65ZM68 230V229H67ZM66 230V231H67ZM106 230V231H107ZM171 230V229H170ZM175 230V229H174ZM238 230H240V229H237V231ZM255 230V229H254ZM253 230V231H254ZM15 231V230H14ZM17 231V230H16ZM32 231V230H31ZM165 231V230H164ZM163 231V232H164ZM173 231V230H172ZM172 231H170V234H171V232ZM243 231V230H242ZM241 231V232H242ZM248 231H249V229H248ZM256 231V230H255ZM36 232V231H35ZM38 232V231H37ZM108 233H109V230L107 231ZM106 232V233H107ZM111 232V231H110ZM155 232V231H154ZM159 232V231H158ZM166 232V231H165ZM164 232V233H165ZM174 232V231H173ZM178 232V231H177ZM176 232V233H177ZM184 232V231H183ZM182 232V233H183ZM187 232V231H186ZM188 232H190V231H188ZM195 232H197V231H195ZM199 232H200V230H199ZM203 232H204V230H203ZM206 232V231H205ZM239 232V231H238ZM237 232V233H238ZM245 232V231H244ZM257 232V231H256ZM262 232V231H261ZM0 233H2V231L0 232ZM4 233V232H3ZM22 233H24V231L22 232ZM157 233V232H156ZM160 233V232H159ZM185 233V232H184ZM198 233V232H197ZM201 233V232H200ZM253 233V232H252ZM6 234V233H5ZM26 234V233H25ZM27 234H28V232H27ZM31 234V233H30ZM29 234V235H30ZM54 234V233H53ZM111 234V233H110ZM114 234V232L111 234L112 236H114L113 235ZM166 234V233H165ZM181 234V233H180ZM187 234V233H186ZM204 234V233H203ZM244 234V233H243ZM246 234V233H245ZM257 234V233H256ZM3 235V234H2ZM38 235V234H37ZM52 235V234H51ZM50 235V236H51ZM67 235V234H66ZM93 235V234H92ZM156 235V234H155ZM168 235H169V233H168ZM183 235V234H182ZM190 235V234H189ZM189 235H187L188 236V239H189V242L191 243V244H193L192 243V240L195 238H191ZM206 235V234H205ZM208 235V234H207ZM241 235V234H240ZM240 235H239V237H240ZM250 235V234H249ZM251 235H254V234H251ZM251 235H250V237L249 238H251ZM23 236V235H22ZM108 236H109V234H108ZM117 236V235H116ZM170 236V235H169ZM177 236V235H176ZM181 236V235H180ZM184 236H186L185 234H184ZM184 236L183 237H181L182 238V241H183V238H184ZM193 236H195V235H193ZM264 236V235H263ZM262 236V237H263ZM38 237V236H37ZM64 237V236H63ZM62 237V238H63ZM68 236H66V238H67ZM111 237V236H110ZM173 237V236H172ZM178 237V236H177ZM198 237V236H197ZM201 237L202 238H204L205 236L204 235H202L201 234ZM207 237V236H206ZM205 237V238H206ZM210 237V236H209ZM242 237V236H241ZM240 237V238H241ZM246 237V240H248L247 239V236H245ZM253 237V236H252ZM259 237V236H258ZM12 238V237H11ZM11 238H9V239H11ZM18 239V240H20L19 238H18V236H16L15 235V239ZM21 238V237H20ZM66 238H63V239H65L66 240ZM100 238V237H99ZM102 238V237H101ZM100 238V239H101ZM115 238V240H116V237H114ZM113 238V239H114ZM169 237H167V239H168ZM264 238V237H263ZM1 239V238H0ZM7 239V238H6ZM13 239V238H12ZM50 239H51V237H50ZM100 239H99V241L98 242H100ZM110 239V238H109ZM112 239V238H111ZM119 239V238H118ZM131 239V238H130ZM129 238L127 239V240H130ZM172 239V238H171ZM192 239V240H191ZM195 239H197V238H195ZM64 240V241H65ZM134 240V241H135ZM204 240H206V239H204ZM229 240V239H228ZM233 240V239H232ZM231 240V241H232ZM237 240H239V239H237ZM252 240H253V238H252ZM256 241L255 242H258V240H261V239H257V236H256V239H255ZM7 241H8V239H7ZM11 241V240H10ZM93 241V240H92ZM114 241V240H113ZM177 241V240H176ZM181 241V243H183ZM196 241H198V240H196ZM249 241V240H248ZM251 241V240H250ZM3 242V241H2ZM28 242H29V239H28ZM31 242V241H30ZM59 242V240L57 241V243ZM102 242V241H101ZM115 242V241H114ZM114 242H112V243H114ZM172 242V241H171ZM174 242V241H173ZM202 242V241H201ZM200 242V243H201ZM210 242V241H209ZM239 242H241V240L239 241ZM253 243H254V241H252ZM251 242V243H252ZM260 242V241H259ZM259 242H258V244L257 243H255V246L257 245H259ZM263 242V244H264V241L262 240L261 241V243ZM1 243V242H0ZM5 243H6V241H5ZM18 243V242H17ZM33 243V242H32ZM40 243V244H41ZM55 243V242H54ZM96 243V242H95ZM177 243H178V241H177ZM176 243V245H178ZM179 243H180V240H179ZM233 243V242H232ZM249 243V242H248ZM248 243L246 244L247 246H248ZM250 243V244H251ZM28 244H30V243H28ZM66 244V245H67ZM82 244V243H81ZM110 244V243H109ZM124 244H126V243H124ZM175 244V243H174ZM196 244V243H195ZM198 244V243H197ZM196 244V245H197ZM209 244V243H208ZM207 244V245H208ZM235 244V243H234ZM8 245V244H7ZM9 245H11V243H9ZM7 246V248L8 247H10V246ZM13 245H15V244H13ZM34 245H36L35 243H34ZM59 245V244H58ZM65 245V246H66ZM94 246L96 245V244H93ZM114 245V244H113ZM122 245V244H121ZM216 245V244H215ZM217 245H219V244H217ZM216 245V246H217ZM232 245V244H231ZM237 245H238V242H237ZM236 245V246H237ZM245 245V244H244ZM243 245V246H244ZM252 245V244H251ZM33 246V245H32ZM39 246V245H38ZM37 246V247H38ZM47 246V245H46ZM54 246V245H53ZM63 246V245H62ZM100 246V245H99ZM98 246V247H99ZM102 246V245H101ZM100 246V247H101ZM127 246V245H126ZM153 246H156L157 248L156 249H154V247ZM161 247L160 249H158L159 247ZM195 246V245H194ZM212 246V245H211ZM221 246V245H220ZM224 246V245H223ZM233 246V245H232ZM247 246H245V248L247 247ZM253 246V245H252ZM255 246L254 247H252V248H255ZM260 246V245H259ZM17 247V246H16ZM25 247H27L26 246V244H25ZM82 247V246H81ZM100 247H99V249L98 250H101L100 249ZM201 247V249L203 248L202 246H200ZM207 247V246H206ZM219 247V246H218ZM229 247V246H228ZM227 247V248H228ZM238 248H239V245L237 246ZM249 247V246H248ZM0 248H1V246H0ZM3 248V247H2ZM51 248V247H50ZM62 248V247H61ZM79 248V247H78ZM85 248V247H84ZM95 248H97V247H95ZM105 248H106V246H105ZM214 248H215V246H214ZM224 248V247H223ZM251 248V249H252ZM260 248V247H259ZM27 249V248H26ZM31 249V248H30ZM35 249V248H34ZM42 249V248H41ZM64 249V248H63ZM65 249H66V247H65ZM65 249H64V251H65ZM83 249V248H82ZM93 248H91L90 247V250H92ZM102 249H103V246H102ZM218 249V248H217ZM229 249H231V248H229ZM232 249H233V247H232ZM249 249H250V247H249ZM262 249H264V248H262ZM9 250L11 251V249L9 248ZM43 250V249H42ZM48 250V249H47ZM60 250V249H59ZM67 250V249H66ZM80 250H81V248H80ZM95 250H97V249H94V251ZM105 250V249H104ZM116 250V249H115ZM206 250V249H205ZM208 250V249H207ZM212 250V249H211ZM243 250H245V249H243ZM248 250V249H247ZM254 250V249H253ZM253 250L251 251V252H253ZM258 250V249H257ZM2 251V250H1ZM29 251H31V250H29ZM54 251H56L55 249H54ZM64 251H60V252H57L55 255H53V261H52V263L51 264H64L65 263V260L64 259H67L68 257H67V255H65V252ZM72 251V250H71ZM190 251V250H189ZM188 251V249H185V252L187 253V256L188 255H190L189 252ZM195 251V249H192L191 250V252L193 253ZM203 251V250H202ZM208 251H210V250H208ZM218 251V250H217ZM224 251H226V247H225V249H224ZM256 251V250H255ZM255 251H254V254H256V256H257V253H255ZM13 252V251H12ZM40 252V251H39ZM48 252V251H47ZM53 252V251H52ZM92 251H90V253H91ZM117 252V251H116ZM161 252V253H162ZM189 252V253H188ZM197 252V251H196ZM196 252H194V255H195V253ZM200 252H201V250H200ZM212 252H215L214 250L212 251ZM220 252H222V251H220ZM228 252V251H227ZM233 252V251H232ZM243 252L244 251H242V254H243ZM258 253H259V251H257ZM262 252H264V251H262ZM10 253V252H9ZM32 253V252H31ZM36 253V252H35ZM38 253V252H37ZM43 253V252H42ZM51 253V252H50ZM55 253V252H54ZM71 253V252H70ZM94 253V252H93ZM95 253H97L96 251H95ZM101 253V252H100ZM104 253H105V251H104ZM107 253V252H106ZM105 253V254H106ZM198 253V252H197ZM196 253V254H197ZM202 253V252H201ZM204 253V252H203ZM207 253H210V252H207ZM215 253H218V252H215ZM214 253V254H215ZM224 253H226V252H224ZM230 253H231V250H230ZM239 253V252H238ZM237 253V254H238ZM3 254V253H2ZM1 254V255H2ZM26 254V253H25ZM45 254V253H44ZM47 254H49V253H47ZM53 254V253H52ZM68 254H69V252H68ZM73 254V253H72ZM88 254V253H87ZM157 254V253H156ZM183 254V253H182ZM206 254V253H205ZM211 254V253H210ZM213 254V255H214ZM221 254V253H220ZM242 254H240L241 256H243ZM245 254H249V253H245ZM253 254V253H252ZM253 254V255H254ZM7 255V254H6ZM5 255V256H6ZM9 255V254H8ZM24 255V254H23ZM31 255V254H30ZM32 255H33V253H32ZM46 255V254H45ZM51 255V254H50ZM86 255V254H85ZM97 254H95V256H96ZM102 255H103V253H102ZM108 255V254H107ZM121 255H122V253H121ZM121 255H120V259L121 258H123V259H121V260H124V257H121ZM127 255V256H128ZM178 255V254H177ZM236 255V254H235ZM259 255V254H258ZM4 256V257H5ZM10 256V255H9ZM8 256V257H9ZM13 256V255H12ZM94 256V255H93ZM149 256V255H148ZM180 256H181V254H180ZM204 256V255H203ZM215 256H216V254H215ZM223 256V255H222ZM225 256V255H224ZM241 256H240V259H241ZM255 256V255H254ZM157 257V256H156ZM160 257V256H159ZM178 257H179V255H178ZM190 257V256H189ZM188 257V258H189ZM200 257V256H199ZM218 257H219V255H218ZM218 257L216 256V258H215V260L216 259H218ZM245 257V256H244ZM248 257V256H247ZM25 258V257H24ZM40 258H42V260H41V262L44 260L43 259V257H40ZM48 258H50L49 256H48ZM47 258V259H48ZM80 258V257H79ZM82 258V257H81ZM95 258V257H94ZM97 258V257H96ZM100 259H101V257H99ZM103 258V257H102ZM108 258V257H107ZM106 258V259H107ZM119 258V257H118ZM138 258V257H137ZM210 258L212 259V257L210 256ZM237 257H235L234 259H236ZM32 259V258H31ZM38 259V258H37ZM51 260H52V258H50ZM89 259V258H88ZM87 259V260H88ZM178 259V258H177ZM185 260H186V256H185V258H184ZM207 259H209L208 258V256H207ZM238 259H239V257H238ZM239 259V260H240ZM246 259V258H245ZM248 259H250L249 257H248ZM247 259V260H248ZM18 260V259H17ZM22 260V259H21ZM46 260V259H45ZM44 260V261H45ZM81 260V261H80ZM80 260H78L76 257H69L68 258V261H69V264H89V263H91L90 261H88V262H86V263H83L82 262V260L83 259H80ZM91 260V259H90ZM93 260V259H92ZM96 260H98V259H96ZM102 260V259H101ZM108 260H109V262H110V259L108 258ZM167 260H169V259H167ZM176 260V259H175ZM192 260V259H191ZM221 260V259H220ZM244 260V259H243ZM23 261V260H22ZM25 261V260H24ZM32 261V260H31ZM40 261V260H39ZM67 261V260H66ZM99 261V260H98ZM120 261V260H119ZM127 261V260H126ZM134 261V260H133ZM141 261V260H140ZM148 261V260H147ZM156 261H157V259H156ZM155 261V262H156ZM163 261H164V259H163ZM235 261V260H234ZM245 261V260H244ZM249 261H251L250 263H248V264H264V255H262V256H260V257H258V258H253V260H249ZM15 262V261H14ZM21 262V261H20ZM38 262V261H37ZM85 262V261H84ZM94 262H96L97 263V261H94ZM103 262H105L106 264H107V262L105 261V259H103ZM102 262V263H103ZM124 263H125V260L123 261ZM144 262V261H143ZM167 262V261H166ZM241 262V261H240ZM243 262V261H242ZM246 262H248V261H246ZM34 263V262H33ZM43 263V262H42ZM45 263V262H44ZM131 263V262H130ZM148 263L149 264H152L153 262H151V261H148ZM238 263V262H237ZM244 263V262H243ZM0 264H1V261H0ZM17 264V263H16ZM22 264V263H21ZM36 264V263H35ZM49 264V263H48ZM66 264V263H65ZM92 264V263H91ZM100 264V263H99ZM113 264V263H112ZM117 264V263H116ZM119 264H121V262L119 263ZM142 264V263H141ZM234 264V263H233ZM245 264V263H244Z\"/></svg>",
    "mask_w": 264,
    "mask_h": 264
},
{
    "label": "crops",
    "instance_id": "0c3cea01",
    "mask_svg": "<svg viewBox=\"0 0 264 264\" xmlns=\"http://www.w3.org/2000/svg\"><path fill=\"white\" fill-rule=\"evenodd\" d=\"M137 161H138V160H137ZM133 225H135V226L137 225V220H136L135 222H133ZM128 226H130V225H128ZM128 226H126L125 228L130 229L131 227L129 228ZM129 244H130V243H127V244H126L127 246H126V245L122 242V245H121V246H122V247H123V246L129 247ZM135 244L137 245L138 242H137V241H134L133 243H131V245H135ZM122 251H123V249H122ZM121 257H124V252H122ZM125 257H126V255H125ZM133 257H134V258H133ZM137 257H138V258H137ZM130 258H133V259H131V260H132V261L134 260L135 263H138V262H140V260H141V259H140L141 256H132V257H130Z\"/></svg>",
    "mask_w": 264,
    "mask_h": 264
},
{
    "label": "water",
    "instance_id": "95a60500",
    "mask_svg": "<svg viewBox=\"0 0 264 264\" xmlns=\"http://www.w3.org/2000/svg\"><path fill=\"white\" fill-rule=\"evenodd\" d=\"M130 163H131V164H134L135 161L131 159V160H130ZM185 242H186V244H187L188 246H190V242H189V239H188L187 236H186V238H185Z\"/></svg>",
    "mask_w": 264,
    "mask_h": 264
}]
</instances>
